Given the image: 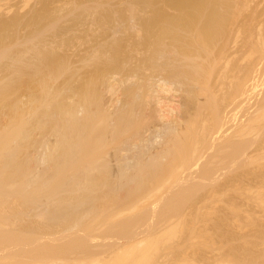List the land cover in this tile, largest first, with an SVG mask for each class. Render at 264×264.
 I'll return each instance as SVG.
<instances>
[{
	"label": "bare ground",
	"instance_id": "obj_1",
	"mask_svg": "<svg viewBox=\"0 0 264 264\" xmlns=\"http://www.w3.org/2000/svg\"><path fill=\"white\" fill-rule=\"evenodd\" d=\"M223 1L224 0H146L145 2H146V4H147V2H149L148 3V8H149V6L152 8V9H150V11H146V12H143V13H140V12H138V11H131L132 9H130V10H128L127 8V10H124L121 14H119V12L118 13H113V10H112V12L110 11V12H108L106 15H103V16H101V14H100V16H101V20L99 19V21H97V22H100V21H102L103 23H105L106 24V26H105V24L103 25L102 23H99V25L100 24H102L101 25V28H102V30H103V32H107V34L109 35L111 32V36H109V37H112L113 38V41H112V44H111V48H109L108 50L106 49V50H102V51H100L99 52V54H97V51H96V56L94 55L92 58H94V60L93 61H95L94 63L95 64H93V65H95V68H94V71L91 73V76H89L88 78H86L85 77V79H86V83L85 82H83V83H85L84 84V87H82V89H81V87L80 86H82V82H78V80L79 81H81L79 78H72V76H69V78L70 79H66V80H63V82H61V84L63 83L64 85H62L61 87H58L57 89H54V87L53 86H51V85H53V84H50L49 83V81L47 80V79H51L50 77H52L55 73H44V74H42V75H40V79H38L39 80V84H40V86H38L39 84H37V88H39V91H36V90H38L37 88H36V90L35 89H33L34 91H30L29 90V92L28 91H26L27 93H22V94H19L18 96H17V98H15V102L14 103H11V104H7L8 102V100H10L12 97L14 98V95L16 96L17 95V93L19 92V90H17L16 91V94H15V90H13L14 91V94H13V91H12V94H10L9 96H8V92L11 90L9 87V91L7 92V89L8 88H6L7 86H9L10 84H8V83H10L11 81H16L17 80V77H20V74L22 73V77L28 72V71H26L25 69H31V68H33V67H35L34 68V70L36 71V69H37V71L36 72H41L42 73V71L44 70V69H46V68H44L43 69V67H48V65L50 64V59L48 60L49 61V63H46V64H44V62H45V60L46 59H43L44 58V56L45 55H42V54H46L47 55V51L49 52V46L50 45H47V43H45L46 44V46L45 45H43V46H45L44 48H46V49H48L46 52H44V48L40 45V43H39V45H37L39 48H40V46H41V48L40 49H44V50H42V52H41V50L39 49V48H37L36 46V48L35 49H38V50H35L34 49V46H33V48L32 47H30V48H32V50L31 49H29V53L30 52H33L34 50V52L32 53L33 55H32V57H31V59H30V61H31V63L30 62H28L27 64L29 65V66H27V68H25V63H26V61H28V60H26L25 61V58H29L30 57V55H31V53H30V55L28 56L27 54H29V53H27V54H25L26 52L24 51V53H23V55H22V58L23 57H25V58H23V60L22 59H20V60H16V62L18 63H21V64H23V65H25L24 66V69L23 70H25L26 71V73H25V71H24V75H23V70H19V71H17L16 70V74H14L13 73V75H11L12 77H14V78H12V80H10L11 78H6V79H4L5 81H3L1 78V80L0 81H3L2 83H0V116H3V117H5V118H3V119H1V117H0V194H1V198H0V209H1V213L2 214H0V227L1 228H3L4 229V231H5V229H6V232H8L7 234L9 235V234H11V235H9V237L11 236H13L14 234L13 233H11L10 232V230L11 229H13L14 227H16L15 225H16V222L18 223V221L19 220H21V221H23V218H24V215H26L25 213L27 212V208H28V206H27V208H26V206L24 207V209L26 210H24L22 207H23V204L21 205V208L23 209L22 210V212L21 211H19V212H17V214H15L14 213V215H16V217H17V219L15 218L14 220H18V221H13V220H7V219H11V217L10 216H12V214L11 213H13V205H14V203L18 200V199H16L14 196V198L12 197V194L13 193H10V191L11 190H13V189H15L16 188V185H17V183H20V184H18L19 186V188H18V190H17V188L14 190L15 192H14V194L16 193L17 194V191H20V193H19V197H20V199H19V201H22L23 199H27L28 198V200L29 201H25L24 203L25 204H27V203H30L31 204V207H29V213L31 214V211H33V210H35V211H37V213L40 215V213H42L43 215H44V211L46 210V209H50V210H52V208H49L48 206H51V204H53V206L55 205H58V206H56V207H59L60 206V208H61V210L59 209H57V211L59 212V214L56 216L55 215V213L53 212V214H54V216L52 215V219L50 218V216H49V218H50V221L49 222H45V227H46V225L48 224V226L46 227V230L48 229V227H49V229H54L52 232H54L55 230L56 231H60V233H63L64 231H66V232H70L71 231V233L73 232V234H74V232H76L74 229H78L77 230V232H79V230H80V233L81 234H85L86 236L85 237H87V238H89L90 237V235L92 236V232H93V234H94V231L93 230H95V229H97L99 226H94V221L92 220V223L90 222V223H82L83 221H84V219L87 217L86 215H89L90 214V212H92L93 211V213H94V210H95V208L97 209V206H99L98 204L101 202H99V201H97L98 199L100 200L101 198H102V200L103 199H108V198H105V197H108L107 195H101L102 197H99L100 195L98 194V196H93L92 195V193L94 192V195H95V193H96V191L97 190H99L98 188L99 187H101L102 186V183H103V181H105L106 179H108V178H106L107 176H105V175H100L101 174V172L102 171H99V176L98 175H96V173L98 174V172H96L95 173V171H98V169L97 168H99V166H98V164H100L103 160L101 159V158H99L100 157V155H101V157L103 156V154H105V152L107 151L108 152V150H106L107 148H109L108 147V143H109V141L110 140H108V138L111 136L112 137V139L111 140H113L114 142H118V141H120L121 142V140H122V142L120 143V142H118L117 144V148L116 149H120L119 148V146L120 147H122L121 149H127V150H125V151H123L122 150V152H123V154H128V153H124V152H126V151H128V149H146L147 147H149L150 146V144H152V141H154L153 143H155L156 144V141H158L157 139L159 138V139H162V136H163V132H165V134H167V136H168V133H169V135H170V138H172V139H170L169 137L167 138L166 137V139L165 140H167L168 142H169V140L168 139H170V140H172V141H170V143L169 144H171V142L172 143H174V142H176V140H174V137H175V139H176V137L177 136H175V134H177V129H178V127H179V122H178V124H177V121H179L180 119H181V116H180V119L178 120L176 117V115H175V117L174 118H176L177 119V121L176 120H172L171 118V121H174V122H171V124H170V122L168 121V118H169V116H174V114L173 113H176V112H180V113H184V114H182V115H185V114H188V115H190L191 113H193L194 112V115H192V116H194V117H190L191 119H193L192 120V122L195 120L197 123H195V121L192 123L191 122V119H189L188 117V120H187V118L185 119V118H182L181 119V121L180 122H182V121H186L185 123H186V125L187 124H189V126L192 124H194L193 126H192V131H193V129L196 127L195 125L197 124V127L195 128L196 129V131L194 130L193 132H195V134H193V132H191V130L189 131V129L191 128V126H190V128L188 129V127H187V129H188V133H190V135H191V133H192V137L193 138H189V140H191V139H194V140H191V141H189V147L188 146H186V143L184 144L183 142H185L184 141V139H182V136L178 133L177 135L178 136H180L181 138H179V141L180 142H178L179 143V145H184L185 146V148H186V150L187 149H189V150H192L193 148V146H195V147H197L198 148V146H200L199 144H201V142L203 141L205 144L204 145H207V146H205L206 147V149H209L208 148V146L209 147H211L210 149H213V147H214V149H216L215 147H218V146H216V144H218L219 146H220V144L219 143H221V145H223L226 141H229L230 140V138L231 137H233L231 140L234 142V140L236 139V138H238L236 135H239V136H241V134L243 135V133L247 136V134H249L248 132H246V131H248L247 129L248 128H250V126L251 125H249L248 126V128H246L245 130L243 129V127L244 126H240V124H237V126L239 125L240 126V128L242 129V130H244V131H241V132H243V133H241L240 132V130L238 129L237 130V127H236V129H235V131H234V124H235V121L237 120V118L239 117V115H240V112H242V108H243V106H244V108H245V105H248L249 103H250V101L252 100V98H254L256 95H257V92H258V88H260V86H262V84H264L263 83V81H264V56L262 57V56H260V58L262 59V60H260L258 57L255 59V60H258L259 59V62L257 63V65H255V63L257 62V61H255V62H253L252 64H254L253 65V68H252V66L250 65V68H252L251 70H252V72L254 71V75H252L253 73H251V71L250 70H248V68H249V63H251V61H252V59L254 60V58H251V57H254V54L256 55L257 53L259 54H261V55H264V49H263V47H261L263 44H261L260 43V41L261 42H263L264 43V38H263V36H264V34L262 33V31H261V33H262V35H258V28H257V30H256V35L257 36H260V39H262V40H260L259 39V37H257V43H259V46L261 47V50L263 51H261V50H259V49H257L259 46L258 45H256L257 46V48H256V46L255 45H253L256 41H254L252 38L254 37L253 35H246V30L248 29H245V27L243 26V22L241 21V19H240V17L242 18V16L241 15H243V17H244V14H246L245 12L246 11H248V5H250V4H248L247 5V1H249V0H247L246 1V6L247 7H245L244 6V3H243V5L241 4V3H239V5L237 4V2H234V4H237V6H241V11H244V10H246L244 13H242L241 15H238V14H240V13H238V12H236V8H238V7H236V5H234L233 3V5L236 7L235 9H233V10H235L234 11V13L235 14H237L236 15V17H238V20L239 21H241V22H239L238 20H237V18L235 17L234 18V16H235V14H234V16H232L231 17V15H233L232 14V10L230 11L231 12V14H230V12H229V14H230V16H229V14H228V12H227V10L226 9H232V7L234 8V6H232V7H228V5H230L231 3L230 2H232L231 0H226L227 2L229 1V3H228V5H227V8H223V5L226 3V2H224V4H223ZM235 1H237V0H235ZM239 1V0H238ZM241 1H243V2H245V0H241ZM145 2H144V4H145ZM122 3V2H121ZM131 3V2H130ZM45 4V3H44ZM106 4V3H105ZM123 4V3H122ZM133 4V3H132ZM231 4V5H232ZM241 4V5H240ZM130 5V4H129ZM226 5V4H225ZM44 6H46V5H44ZM98 6V5H97ZM96 6V7H97ZM131 6V5H130ZM138 6V5H137ZM243 6V7H242ZM62 7V6H61ZM244 7H245V9H244ZM92 8V7H91ZM98 8H100V7H98ZM137 8V7H136ZM145 8V7H144ZM144 8H142V9H144ZM97 9V8H96ZM95 9V10H96ZM111 9V8H110ZM125 9V8H124ZM134 9V8H133ZM138 9V8H137ZM240 8H238L237 10H239ZM242 9H244V10H242ZM95 10L93 11L94 13H95ZM123 10V9H122ZM42 11V10H41ZM45 11V10H44ZM46 11H47V9H46ZM139 11H141L142 12V10H139ZM226 11V12H225ZM240 11V10H239ZM97 12V11H96ZM100 12V11H99ZM101 12H103V10L101 11ZM114 12H116L115 10H114ZM48 13V12H47ZM50 13V12H49ZM53 13H55V12H53ZM98 13V12H97ZM146 13V14H145ZM43 14V13H42ZM46 14V13H45ZM73 14V13H72ZM40 15V14H39ZM95 15V14H94ZM117 16H120V17H117ZM37 17L38 16H35V19H34V21H37ZM103 17V18H102ZM117 17V18H116ZM41 18V17H40ZM236 19L235 21L234 20H231V19ZM253 17H251V21H253V19H252ZM15 19V18H14ZM97 19V20H98ZM244 19V18H243ZM45 21H46V19H44ZM48 20V19H47ZM39 21H41V20H39ZM42 21H43V19H42ZM56 21V20H55ZM250 21V22H251ZM52 22V21H51ZM118 22H119V25H118ZM246 22V23H245ZM245 22H244V25L245 24H247V20H245ZM4 23V22H3ZM113 23L116 25V28H114L113 26H115V25H113ZM253 23V22H252ZM252 23H249V21H248V24H249V26H251L250 24H252ZM258 22H256V23H253V26L255 27V25L254 24H257ZM247 24V25H248ZM20 25V24H19ZM39 25V24H38ZM48 25H50L49 23H48ZM47 25V26H48ZM79 25V24H78ZM118 25V26H117ZM258 25V24H257ZM260 25V24H259ZM14 26V25H13ZM36 26V25H35ZM50 26H52V25H50ZM123 26V27H122ZM248 26V27H249ZM119 27V28H118ZM247 27V26H246ZM254 27H253V29H254ZM44 28V27H43ZM120 28H125V31L122 29H120ZM140 28V29H139ZM251 28V27H250ZM249 28V29H250ZM256 28V27H255ZM260 28V27H259ZM261 28H263V27H261ZM260 28V29H261ZM15 29V28H14ZM39 29H41V28H39ZM248 29V30H249ZM252 29V28H251ZM0 30H1V32H0V36L4 33V32H7L8 31V28L6 29V27L4 26V25H2V26H0ZM42 30V29H41ZM255 30V29H254ZM250 31V32H249ZM248 32L249 33H251L252 31L251 30H249ZM12 32H13V30H12ZM44 32H45V30H44ZM248 32H247V34H248ZM254 33H255V31H253ZM252 32V33H253ZM34 33H38L39 35H40V33L39 32H34ZM260 33V32H259ZM41 34H43L42 32H41ZM101 34H102V36H101ZM124 34H127V35H124ZM100 36L101 37H103V33H100ZM239 37V36H243V40L242 39H240V38H238L239 40H241L240 41V43L242 42V41H244L243 43H241V44H244V45H242V46H244L243 47V49H240V47L238 48V50L240 49L241 51H243L244 50V48H246V46L248 45V44H250V43H248L249 41H250V39H249V37L252 39V41H254V43L252 42V44L251 45H253L252 47H255L254 48V50H251V48L249 49V50H251V52L250 53H252V51H255V49H257L255 52H257V53H252V56H251V54H248V58H250L249 59V62H244L245 60H247L248 61V58L246 57V58H244V59H242V61H234V62H236V63H238L237 65H236V63L234 64V65H231V63H233V60L234 59H230V57L231 58H233V56L235 55V56H237L236 54L238 53V51H237V53L235 52V51H233L232 53H231V49H228V48H232V44L236 41V37ZM247 36H249L248 38H247ZM261 36H262V38H261ZM235 40H234V39ZM27 39H29V38H27ZM56 39V38H55ZM234 40V42H231V41H233ZM237 39V40H238ZM254 39H256V38H254ZM1 40V39H0ZM3 40V39H2ZM30 40V39H29ZM31 40H33V37H32V39ZM249 40V41H248ZM259 40V41H258ZM26 41V40H25ZM28 41V40H27ZM35 41V40H34ZM79 41V40H78ZM2 42V41H1ZM0 42V43H1ZM14 42V41H13ZM79 42H81V41H79ZM4 43H5V40H4ZM15 43V42H14ZM14 43H10V44H14ZM16 43H18V42H16ZM22 43H24V42H22ZM31 43V42H30ZM52 45V50H51V53H52V51L55 49V47H54V49H53V46H55V42L53 43L52 41L50 42ZM63 43V42H62ZM67 43V42H66ZM232 43V44H231ZM237 44L239 43V42H236ZM239 43V44H240ZM248 43V44H247ZM256 43V44H257ZM7 44V43H6ZM21 44V43H20ZM54 44V45H53ZM68 44V43H67ZM237 44H235V45H237ZM261 44V45H260ZM2 45V44H1ZM15 45H17V44H15ZM62 46H63V44H61ZM64 45H65V43H64ZM231 45V46H230ZM250 45V46H251ZM5 46V48L7 49V47L9 46L8 44H7V46L6 45H4ZM11 46V45H10ZM26 46V45H25ZM32 46V45H31ZM50 46V47H51ZM58 46L59 45H57V48H58ZM62 46H60V47H62ZM66 46V45H65ZM230 46V47H229ZM234 46V45H233ZM241 46V45H240ZM2 47V48H1ZM13 47V46H12ZM22 47V46H21ZM64 47V46H63ZM62 47V48H63ZM99 48H101L100 46H98ZM0 48L1 49H3V51H4V48H3V45L2 46H0ZM11 48V47H10ZM14 48V47H13ZM13 48H11V49H13ZM28 48V47H27ZM103 48V47H102ZM248 48H249V46H248ZM248 48H246L247 50H248ZM105 49V48H104ZM234 49V48H233ZM253 49V48H252ZM20 50V49H19ZM62 50V49H61ZM93 50H94V48H93ZM97 50V49H96ZM226 50H228L227 51V54H226ZM0 51H2V50H0ZM7 51V50H6ZM40 51V52H39ZM105 51H107V52H105ZM230 51V53L231 54H228V52ZM258 51H261V52H258ZM20 52H22V51H20ZM44 52V53H43ZM91 52V51H90ZM93 52V51H92ZM91 52V53H92ZM5 53V52H4ZM16 54H17V52H15ZM42 53V54H41ZM56 53V51H53V53L52 54H50V53H48V55L50 54V55H54ZM91 53H90V55H91ZM247 53H249L248 51H247ZM2 56H4V54H3V52L2 53H0ZM14 54V53H13ZM19 54V53H18ZM86 54V53H85ZM88 54V53H87ZM239 54V53H238ZM257 54V55H258ZM0 55V56H1ZM9 55H11V54H9ZM21 55V54H20ZM19 55V56H20ZM47 55V56H48ZM232 55V56H231ZM256 55V56H257ZM47 56H45V58L47 57ZM54 56H56V55H54ZM86 56V55H85ZM249 56H251V57H249ZM10 57V56H9ZM12 57V56H11ZM21 57V56H20ZM49 58L51 57V63H53V64H51L54 68H55V70H53V72L55 71V72H57V75L58 76H55V77H59L60 75L59 74H62V72L65 70V71H69V69H70V66H72V65H69L67 62H66V59L64 60H62V61H65L68 65H65L64 64V62H63V64H61V62L59 61V57H57V59H56V57H55V59L57 60V61H53V59L54 58H52V56H48ZM65 57H67V56H65ZM65 57H60V58H65ZM89 58V59H92V58ZM100 57V58H99ZM96 58V59H95ZM239 58V57H238ZM5 59L6 60H8V58H6L5 57ZM11 59V58H10ZM15 59L16 58H14V61H15ZM18 59V58H17ZM88 59V61H90ZM13 60V59H12ZM237 60V59H236ZM251 60V61H250ZM0 61H1V57H0ZM13 61V62H14ZM23 61H25L24 63H23ZM84 61V60H83ZM16 62H14V63H16ZM47 62V61H46ZM90 62H92V61H90ZM13 63V64H14ZM16 63V64H17ZM19 63H18V65H19ZM86 63H87V61H86ZM93 63V62H92ZM240 63V64H239ZM8 64V63H7ZM10 64V65H9ZM9 64L8 65H6V67H9V68H11V67H15L16 66V64L15 65H13V66H11V63L9 62ZM21 64H20V66H21ZM48 64V65H47ZM89 64V63H88ZM22 65V66H23ZM31 65H33V66H31ZM47 65V66H46ZM65 65V66H64ZM82 65V64H81ZM86 65V64H85ZM11 66V67H10ZM20 66H18L19 68H20ZM62 66H64V68L65 69H63L62 68ZM256 66V67H255ZM5 67V68H6ZM13 67V68H14ZM31 67V68H30ZM67 67H69L68 68V70H67ZM85 67V66H84ZM231 67H233L234 68V70H233V72H235L236 73V71L239 73V74H241V73H244L245 75V77L244 76H242V77H244V81H242L243 80V78L241 79V75H239L238 73V75L236 76V77H240L239 79H241V80H239V82H237V83H235L233 80H234V77L233 76H231L230 74V72H232L231 70H232V68ZM13 68H11L12 69V71L13 72H15V69L13 70ZM19 68H17V69H19ZM22 68V67H21ZM58 68H62L61 69V71H60V69H58ZM74 68H76V67H74ZM91 68V67H90ZM187 68L189 69V71L190 72H187L186 73V71H187ZM255 68V69H254ZM11 69H7V72L9 73V70H11ZM40 69H41V71H40ZM53 69V68H52ZM80 69H81V67H80ZM185 69H186V71H185ZM238 69V70H237ZM254 69V70H253ZM34 70H32V72L34 71ZM79 70V69H78ZM256 70V71H255ZM12 71H11V73H12ZM30 71V70H29ZM34 71V73H36ZM49 71V70H48ZM76 71V70H75ZM247 71H249V72H247ZM4 72V71H3ZM6 72V71H5ZM51 72H52V70H51ZM58 72H60L59 74H58ZM73 72V71H72ZM78 72V71H77ZM81 72V71H80ZM91 72V71H90ZM232 72V74H235V73H233ZM241 72V73H240ZM11 73H9V75L11 74ZM29 73V72H28ZM31 73V72H30ZM37 73V74H38ZM65 73V72H64ZM67 73V72H66ZM74 73V72H73ZM248 73H251L250 75H252V77L250 76V77H248ZM5 74V73H4ZM19 74V75H18ZM36 74V75H37ZM75 74H77V73H75ZM84 74V73H83ZM83 74H81V75H83ZM187 74V75H186ZM246 74H247V76H246ZM30 75V74H29ZM62 75H64V74H62ZM81 75H79V77L81 76ZM86 75V74H85ZM184 75H186V77H190V76H194V80L192 81V83L190 82V81H188V82H190L191 84H189V83H187L188 85H190V86H188V85H184V84H186V83H182V76H184ZM243 75V74H242ZM7 76H8V74H7ZM6 75H5V77H7ZM17 76V77H16ZM33 76V75H32ZM34 76H35V74H34ZM33 76V77H34ZM74 76V75H73ZM75 76H77V75H75ZM4 77V78H5ZM15 77H16V79H15ZM32 77V78H33ZM55 77H53V79H57V78H55ZM61 77V76H60ZM63 77V76H62ZM185 77V78H186ZM235 77V78H236ZM248 77V78H247ZM21 78V77H20ZM36 78V77H35ZM72 78V79H71ZM188 79V78H187ZM7 80L9 81L8 83H7ZM41 80V81H40ZM35 81V80H34ZM55 81V80H54ZM84 81V80H83ZM50 82H52V79H51V81ZM184 82V81H183ZM231 82H233L235 85H233V84H231ZM242 82V83H241ZM8 85H7V84ZM12 83V82H11ZM31 83V82H30ZM38 83V82H37ZM53 83V82H52ZM80 85V83H81V85L79 86L78 84ZM198 83H200V84H198ZM243 84V86L242 85H240L241 87H240V89H239V86H238V88L237 89H239V90H237V92L238 91H240V92H235L236 91V89H235V91H234V88L237 86V85H239V84ZM19 84V83H18ZM50 84V85H49ZM55 84H56V82H55ZM54 84V85H55ZM168 84H169V86H168ZM170 84H172L173 86H172V90H170V88H171V86H170ZM174 84H176L175 86H182V85H184V86H188L189 88H187L186 87V89L184 88V90H182V87L181 88H176V90L177 91H173V87H174ZM196 84H198V86L196 85ZM207 84V85H206ZM237 84V85H236ZM12 85V84H11ZM14 85V84H13ZM36 85V84H35ZM35 85H33L34 87H35ZM79 86V89H77L76 88V86ZM201 85V86H200ZM233 85V86H235L234 88H233V91L235 92V93H237V94H234V92L231 90V92L236 96V95H239L238 97H236L235 98V100L234 101H236V99L238 98L239 99V97H240V95H241V99L238 101L239 102V104L237 105L236 103H234V101H232V99H230L232 96L233 97H235L234 95H229V97H227V99H228V101H230L231 100V103H227L226 102V104H230V105H228L227 107H226V109H225V111H226V114H227V117L228 116H230L231 117V120H228L227 119V121L224 123V120L223 119H226V118H223L224 117V111H222L223 112V117L222 116H220L221 114H220V111L221 110H219V111H215V110H217V109H219L220 107H218L220 104H224V99L225 98H221L223 101H222V103H221V101L219 100V105H218V103H217V101H214L213 102V100H217L218 99V96L217 95H221L222 93H223V95H221V97L222 96H225L226 97V93H229V91L230 90H228V91H226L227 89H229V87L231 88V86ZM26 86V85H25ZM24 86V87H25ZM27 86H29V85H27ZM58 86V85H57ZM56 86V87H57ZM77 86V87H78ZM177 86V87H178ZM179 86V87H180ZM194 86H196L197 88H200V87H204V88H202L201 90H203V91H201L200 90V92L199 91H195L193 88H195ZM200 86V87H199ZM22 87V86H21ZM24 87H23V89H24ZM102 87V88H101ZM169 87V92H171L172 91V93H168V90H167V93H165L164 94V91L166 92V90H164V89H166V88H168ZM245 87L247 88L246 90H244L243 91V93H241L242 92V89H245ZM104 88H106V90H105V92L106 91H108V93H110L109 95H108V97H107V94L104 92ZM21 89V88H20ZM28 89H30V88H28ZM108 89V90H107ZM178 89H180L179 91H178ZM206 89V90H205ZM22 90V89H21ZM32 90V89H31ZM99 90V91H98ZM162 90H164V91H162ZM182 90V91H181ZM262 90V89H261ZM25 91V90H24ZM110 91V92H109ZM99 92V93H98ZM104 92V93H103ZM162 93L161 94V96H160V94H158V93ZM222 92V93H221ZM101 93V95H103V94H106L105 96L106 97H104L103 96V98H106V102H102L101 103V101H103V100H100V99H103V98H100V97H102V96H100L99 94ZM221 93V94H220ZM231 93V94H232ZM241 93V94H240ZM164 94V96H162ZM166 94H167V96H166ZM13 95V96H12ZM11 96V97H10ZM98 96H100V97H98ZM199 96H201V98H202V96L203 97H206L207 98V100H208V98L210 97V98H212V96H213V99H211L212 100V102H213V105L212 106H214V104H215V102H216V104H215V107H213L212 109H211V107L209 108V106H207L208 105V103H206L205 105H206V109L205 110H207L206 112H208V109L207 108H209V109H211L212 111H215V112H210V110H209V112H208V114L209 113H211V114H209L210 116L212 115V114H215V117L216 118H214L213 116H212V120H214V128H215V130L214 131H211L210 133L208 132V126H206V124L208 123V121L211 123V119H210V117L208 116V114L204 111H201V109L203 108L204 109V104L202 105L201 103H200V101H202V100H199L198 101V99H199ZM215 96H217V97H215ZM231 96V97H230ZM214 97H215V99H214ZM232 97V98H233ZM8 98H10V99H8ZM27 98V99H26ZM99 98V99H98ZM259 98V97H258ZM220 99V98H219ZM256 99H257V96H256ZM262 99H264L263 97H262ZM261 99V100H262ZM105 100V99H104ZM210 100V101H211ZM226 100V99H225ZM254 100V99H253ZM258 100V99H257ZM212 102H210V104H212ZM233 102V103H232ZM237 102V103H238ZM264 102V101H263ZM99 103V104H98ZM202 105L203 107H201L200 105ZM203 103H205L204 101H203ZM252 103H253V101H252ZM258 103H259V101H258ZM262 103V102H261ZM209 104V105H210ZM124 106V108H126L127 106H129L128 107V109H126V110H124L123 109V106ZM218 105V106H217ZM250 105H252L251 103H250ZM254 105V104H253ZM253 105H252V107H253ZM255 105H257V104H255ZM254 105V106H255ZM122 106V107H121ZM199 107V109H198V107ZM221 106V105H220ZM120 107H121V109H123V110H120L119 112H121V111H123L124 112V114L126 115H128V113H132V115L131 114H129L128 116H129V118H131L130 120H129V118H127V116H126V119L128 120H126V124H128V125H125V127L126 128H128V130L130 129V127L134 130L133 132H132V129H130L129 131V133H126L128 130L127 129H125L126 131H123V132H121V130H122V125H124L125 123H124V121H125V117H123V116H125L124 114H123V116H122V114H121V118H124V119H120V117H118V113H117V111H118V109H120ZM151 107V108H150ZM248 108H249V106H247ZM251 107V106H250ZM259 107H261V106H259ZM258 107V108H259ZM263 107H264V105H263ZM150 108V109H149ZM215 108V109H214ZM224 108L225 107H223V110H224ZM255 108H257V107H255ZM255 108L253 109V110H255ZM257 108V109H258ZM7 109H8V112H7ZM154 111H153V110ZM221 109V108H220ZM246 109V108H245ZM262 109V108H261ZM9 110H10V112H9ZM115 110H116V113H115ZM147 111V113L148 114H150L151 115V113H150V111L149 110H151V111H153V112H156L158 115H156V113L153 115V116H158L157 118H158V120H159V124L158 125H156L157 124V121L154 119L155 117H153L152 115V117L151 116H149L147 113H146V111ZM198 112V114L196 115V111ZM247 110V109H246ZM144 111H145V113H144ZM193 111V112H192ZM245 111V110H244ZM250 111H251V108H250ZM264 111V110H263ZM122 112V113H123ZM152 112V113H153ZM201 114H200V113ZM219 112V113H218ZM221 112V113H222ZM8 113H9V117H7V115H8ZM83 113V114H82ZM146 114L148 117H151V118H153L154 119V121H156V124H155V122L154 121H152L153 119H151V122L153 123L154 122V124L156 125V126H154V127H150L149 128V126L151 125V124H149V123H147V127L149 128V129H146L144 132L142 131L143 129H139V130H141L143 133H141V131H136L135 132V130H136V127H135V125H136V123H135V125H134V128H133V124H134V121L132 122V119H136V118H139L138 116L141 114V115H143V114ZM216 113H217V115H216ZM245 113V112H244ZM249 113V112H248ZM251 113V112H250ZM259 113H261V110L259 111ZM264 112H262V114H263ZM116 114V115H115ZM170 114H172V115H170ZM201 115V117L202 116H204L205 118H204V121H203V123L205 124H202V126H201V123H202V120H201V123H199V121H197V118L195 117V116H197L198 118H201L200 117V115ZM203 114V115H202ZM207 114V115H206ZM247 114V113H246ZM246 114H244V115H246ZM253 114V113H252ZM251 114V115H252ZM115 115V116H114ZM145 115V116H146ZM167 115H169L167 118H166V116ZM256 115H258V112H257V114ZM256 115L254 114V118L256 117ZM261 115V114H260ZM120 119V120H118L117 119V117ZM187 116V115H186ZM209 118H208V117ZM114 117H116V118H114ZM148 117H147V119H148ZM178 117H179V115H178ZM183 117V116H182ZM219 117H222L221 119H219ZM242 117H244V116H242ZM252 116H251V118L252 119H254ZM259 118H260V116H258ZM257 117V118H258ZM261 117H263V119H264V114L261 116ZM141 118L142 117H140V119L139 120H141ZM156 118V119H157ZM194 118H196V119H194ZM218 118V119H217ZM250 117H249V119L248 120H250L251 119ZM5 119V120H4ZM118 121H117V120ZM144 119H145V117H144ZM149 119V120H150ZM169 119V120H170ZM203 119V118H202ZM209 119V120H208ZM215 119H217V120H219V121H223V122H220V123H224V124H217V123H219V121H216ZM123 120V121H122ZM247 120V121H248ZM258 120H260V119H258ZM144 121V120H143ZM142 121V122H143ZM175 121H176V124L178 125V127H177V129H175L174 130V128H175V126L173 127L172 126V123H174L175 124ZM190 121V122H189ZM239 122H240V120H238ZM238 121H236V123L238 122ZM255 121V120H254ZM254 121L252 122V124L254 123ZM257 121V120H256ZM263 121V120H262ZM118 122H123V124H121V125H117V123ZM139 122V121H138ZM146 122V121H145ZM189 122V123H188ZM213 122V121H212ZM217 122V123H216ZM243 122V121H242ZM245 122H246V120H245ZM249 122H251V121H249ZM199 123V124H198ZM258 122H255V124H257ZM139 124V123H138ZM182 124V123H181ZM244 124V123H243ZM242 124V125H243ZM249 124H251V123H249ZM198 125H200V126H198ZM216 125H217V127H219V125H221L218 129L216 128ZM246 125H248V123H246ZM246 125H245V127H246ZM258 125L259 124H257L256 126L258 127ZM119 126H121L120 128H119ZM129 126V127H128ZM210 127H212V125L210 124L209 125ZM255 126V127H256ZM139 127V126H138ZM147 127H145V128H147ZM173 127V128H172ZM244 127V128H245ZM253 127V126H252ZM255 127H253V128H255ZM199 128H200V130H199ZM252 128V129H253ZM96 129H98L97 131H96ZM116 129V130H115ZM123 129H124V126H123ZM212 130H213V128H211ZM108 130V131H107ZM198 130H199V132H201V133H199L198 132ZM255 130V129H254ZM254 130L252 131V132H254ZM257 130V129H256ZM255 130V131H256ZM171 131H173V132H171ZM187 131V130H186ZM249 131H250V129H249ZM97 132V133H96ZM106 132V133H105ZM167 132V133H166ZM175 132V133H174ZM179 132V131H178ZM185 132V131H184ZM184 132H183V135H186V134H184ZM199 134H198V133ZM240 132V133H239ZM247 134H246V133ZM108 133V134H107ZM174 134V136H173V134ZM186 133V132H185ZM235 133H237V134H235ZM239 133V134H238ZM251 133V132H250ZM41 134V135H40ZM107 134V135H106ZM162 134V136H159L158 137V135H161ZM164 134V136L163 137H165L166 135ZM201 134V135H200ZM207 134V135H206ZM109 135V136H108ZM193 135H195L196 137H194ZM251 135V134H250ZM157 136V137H156ZM187 136V140H188V134L186 135ZM190 137V136H189ZM235 137V138H234ZM242 137H244V136H242ZM93 140H92V139ZM120 139V140H118V139ZM157 138V139H156ZM185 138V137H184ZM240 138V137H239ZM247 138H249V136L247 137ZM183 141H182V140ZM234 139V140H233ZM116 140V141H115ZM156 140V141H155ZM174 140V141H173ZM112 141V142H113ZM162 141V140H161ZM160 141V142H161ZM167 141H165L164 143L167 145ZM178 141V140H177ZM194 141V142H193ZM239 141H241V140H239ZM244 141V140H243ZM249 141V140H248ZM247 141V142H248ZM163 142V141H162ZM188 142V141H187ZM199 142V143H198ZM207 142V143H206ZM210 142V143H209ZM244 142H246V141H244ZM120 143V144H119ZM177 143V142H176ZM175 143V144H176ZM195 143V145H193V144ZM198 143V144H197ZM208 143H209V145H208ZM230 143V142H229ZM228 143V144H229ZM113 144V143H112ZM154 144V145H155ZM172 145V147H170V148H176L177 146L176 145ZM197 144V145H196ZM227 144V145H228ZM246 144V143H245ZM178 145V146H179ZM192 147H191V146ZM240 144L238 143V146H239ZM37 146V150L38 151H40V149H42L43 150V152L41 153V152H38V153H36L35 151V147ZM113 146V145H112ZM111 146V147H112ZM161 146V145H160ZM173 146H176V147H173ZM184 146H179V147H181V148H179V147H177L178 149H179V152H180V150H182V148L184 149ZM202 146H203V144H202ZM229 147V146H228ZM231 147H232V149H233V145H231ZM251 147V146H250ZM250 147H248V149L250 148ZM169 149L170 150V148L169 147H165V149ZM176 148V151H178V149ZM197 148H195L194 149V151H196L197 150ZM227 147H225V149H226ZM239 148H240V146H239ZM89 149H91V151H95V153L96 152H98V151H100V150H106L104 153H99L98 155H99V157L97 156V159H95V157H94V159H92V155L93 154H91V156H88V155H90L89 153H93V152H91ZM94 149V150H93ZM113 150H115V148H112ZM111 149V150H112ZM155 149H156V147H155ZM160 149V148H159ZM157 150V151H159L160 152V150ZM164 148H163V150H165ZM199 149V148H198ZM201 149H205L204 148V146H203V148L201 147ZM218 149V148H217ZM228 149V148H227ZM231 149V148H230ZM41 150V151H42ZM148 150V149H147ZM146 150V151H147ZM185 150V149H184ZM189 150H187L188 152H186V153H188V154H185L184 153V156H183V153L181 152L180 154H179V152H176V155H177V153L179 154V155H181V157L180 156H178V158H177V156L175 157L176 159H177V162L178 163H181L180 161H182V165L183 166H181V167H183L181 170H183V172H180L179 170H177L178 168L180 169V167H178L179 166V164H177L176 165V163H174V164H172V166L173 165H176V166H174V168H177V169H175V170H173L172 168V166H170V171H171V169H172V172L174 171V173H175V179H178V180H176V181H178L179 182V180L181 179V177L183 176V177H185V172L187 171V169H185L186 167L188 168L190 165L191 166H193V165H198V158H197V155L198 154H196L197 152H191V151H189ZM229 150V149H228ZM86 151H87V153H88V151H90L88 154L86 153ZM110 151V150H109ZM116 151V150H115ZM130 151V150H129ZM140 151V150H139ZM143 151V150H142ZM168 150H166V152H167ZM183 151V150H182ZM221 151V150H220ZM234 151V150H233ZM245 151V150H244ZM118 152V151H117ZM119 152H120V150H119ZM133 152V151H132ZM135 152V151H134ZM144 152H145V150H144ZM155 152V151H154ZM175 152V151H174ZM229 153H230V151H228ZM39 153H41V154H39ZM85 153L87 154V156L90 158V159H92L91 161H93V162H88V164H84L83 166H82V168L80 169V168H78L79 170V172H78V174L76 173L77 172V170L75 171V173L73 172V174H69V175H78V176H76V178L72 181V177L70 176V177H68V179H71L70 181H72L73 183L71 184V182H70V184H71V186H67V185H64V184H66L65 182H63L62 184L61 183H59L60 185H58V186H56L57 184H54V186H56V187H54L53 185H51V183H52V180L54 181H56L57 183H58V181H62V179H63V177L64 176H62L61 175V173H64L66 170H67V168H69L70 167V164L72 163V164H74V160H76V158L78 159V157L80 158V156H81V158H82V156L83 157H85ZM139 153V152H138ZM189 153H195V154H193V156H189ZM228 153V154H229ZM234 153V152H233ZM236 153V152H235ZM241 153H242V151H241ZM107 154V153H106ZM108 154H110L109 152H108ZM117 153H115V156L117 157V155H116ZM135 154H137V153H135ZM135 154H132L131 153V157H129V156H124L123 155V158L122 157H120V159H122V163H121V170H122V172H123V175L125 174V173H127V171H128V167L129 168H131L132 167V165H133V163H134V156H135ZM140 154V153H139ZM143 154V153H142ZM142 154H140V155H142ZM145 154H146V152H145ZM149 153H147V155H148ZM154 154V153H153ZM157 154V153H156ZM159 154H161V152L159 153ZM169 154V153H168ZM173 155H175L174 153H172ZM245 154V153H244ZM95 155H97V153L95 154ZM120 155V154H119ZM132 155H133V157H132ZM155 155V154H154ZM163 155V154H162ZM170 155V154H169ZM172 155V156H173ZM188 155V157L190 158V160L191 161H193L192 163H193V165H192V163H191V161H190V163L191 164H189V166L187 165L186 167L184 166V165H186V164H188L189 163V161H188V163L186 162V164H184V160H183V158L184 157H186ZM238 155H240V153L238 154ZM142 156H144V155H142ZM161 156V155H160ZM164 156H165V154H164ZM166 156H167V153H166ZM171 156V157H172ZM196 156V157H195ZM241 156V155H240ZM88 157H86L85 159H88ZM110 157V155L108 156V158ZM115 157V158H116ZM136 158H139V156L137 157V156H135ZM148 157H149V155H148ZM155 157H157V156H155ZM159 157V156H158ZM161 157H163V156H161ZM169 157V156H168ZM174 157V156H173ZM173 157L171 158V159H173ZM195 159L196 158V161H194L193 160V158ZM238 157V156H237ZM244 157V156H243ZM80 158V159H81ZM118 158V157H117ZM144 158V157H143ZM179 158H182L181 160L179 159ZM83 160H85L84 158H82ZM81 159V160H82ZM111 159V158H110ZM155 159H159V158H155ZM163 160L165 159L164 157L162 158ZM166 159H167V157H166ZM170 159V158H169ZM179 159V160H178ZM89 160V159H88ZM107 160V159H106ZM106 160H105V162H106ZM115 160H117V159H115ZM138 162H140V159H135V162L137 163V161ZM146 160V159H145ZM144 159L142 160V161H145ZM149 160H150V158H149ZM159 160H161V159H159ZM168 160V159H167ZM241 160V159H240ZM244 160H245V158H244ZM80 161V160H79ZM108 161V160H107ZM111 161V160H110ZM164 161H166V160H164ZM164 161H161V166L163 165L164 166V164H166L167 162H165L164 163ZM186 161V160H185ZM84 162V161H83ZM104 162V161H103ZM103 162L101 163V164H103ZM146 162V161H145ZM173 162H175L174 160H173ZM196 162V163H195ZM84 163H86V161L84 162ZM114 163V162H113ZM112 163V164H113ZM120 163V162H119ZM136 163H134V165H136ZM162 163H164V164H162ZM168 163L170 164V162H169V160H168ZM167 163V164H168ZM71 164V165H72ZM152 164H154V163H152ZM39 165V167H37ZM86 165V166H85ZM137 165H138V163H137ZM142 165V164H141ZM156 165V164H155ZM154 165V166H155ZM107 166V165H106ZM105 166V167H106ZM113 166V165H112ZM118 166V165H117ZM131 166V167H130ZM144 166H145V164H144ZM146 166H147V164H146ZM168 166V165H167ZM190 166V167H191ZM103 167H104V165H103ZM136 167H139V166H136ZM142 167V166H141ZM148 167H150V165L148 166ZM157 167V166H156ZM166 167V166H165ZM172 167V168H171ZM185 167V168H184ZM71 168H72V166H71ZM101 168V167H100ZM99 168V169H100ZM133 168V167H132ZM144 168V167H143ZM150 168H152V166L150 167ZM158 168V167H157ZM160 168V167H159ZM158 168V169H159ZM164 168V167H163ZM167 168V167H166ZM169 168V167H168ZM73 169V170H72ZM71 169V171H74L75 169L74 168H72ZM77 169V168H76ZM117 169V168H116ZM134 169V168H133ZM136 169V168H135ZM139 169H140V167H139ZM148 169V168H147ZM189 169V168H188ZM103 170V169H102ZM118 170V169H117ZM130 170H132V169H130ZM129 170V171H130ZM138 170V169H137ZM160 170V169H159ZM169 170V169H168ZM184 170H186L185 172H184ZM23 172L24 171V175L20 178V176L18 177V179H16L15 177L17 176V174L19 175V173L21 174V172ZM107 171V170H106ZM119 171V170H118ZM134 171H136V170H134ZM144 171V170H143ZM149 171H151V169L149 170ZM161 171V170H160ZM169 171V172H170ZM175 171H177V172H175ZM180 173H179V172ZM66 172H68V170L66 171ZM103 172H104V170H103ZM121 172V171H120ZM141 172V171H140ZM139 172V173H140ZM152 172V171H151ZM154 172H155V170H154ZM158 172V171H157ZM170 173V176L172 177L173 176V173ZM68 173H71L70 171L68 172ZM108 173H109V171H108ZM111 173V172H110ZM116 173V172H115ZM138 173V174H139ZM168 173V171L166 172V170H165V174H167ZM183 173V174H182ZM23 174V173H22ZM21 174V175H22ZM66 174V176H67V173H65ZM65 174H63V175H65ZM106 174V173H105ZM129 174H132V173H130L129 172ZM137 174V175H138ZM141 174V173H140ZM149 174H151L150 172H149ZM152 174H154L153 172H152ZM157 174V173H156ZM177 174V175H176ZM182 174V176H180ZM59 175H61V177H62V179H61V177L59 176ZM106 175H108V174H106ZM126 175V174H125ZM133 175L134 174H132V178H133ZM143 175H144V173H143ZM96 176V177H95ZM115 176V175H114ZM119 176V175H118ZM149 176V175H148ZM152 176V175H151ZM150 176V177H151ZM156 176H158V174L157 175H155L154 177H156ZM167 176H169V173H168V175ZM166 175L164 176V174H162L161 176H160V178H162V177H165V179H166V177H167ZM123 177V176H122ZM127 177V176H126ZM128 177H129V175H128ZM147 177V176H146ZM22 178H24V180L21 182H16V180H20V179H22ZM67 178V177H66ZM111 178V177H110ZM109 178V179H110ZM117 178V177H116ZM119 178V177H118ZM121 178V177H120ZM119 178V179H120ZM159 177L157 178L156 177V180H159L160 179ZM12 179H14V180H12ZM98 179V180H97ZM108 179V180H109ZM118 179V180H119ZM128 179V178H127ZM135 179V178H134ZM139 179V178H138ZM143 179H145V178H143ZM147 179H149V178H147ZM146 179V180H147ZM169 178L167 177V181H173V177L171 178V179H169ZM58 180V181H57ZM66 180V179H65ZM136 180V179H135ZM135 180L133 181V182H135ZM64 181V180H63ZM112 181H115V180H113L112 179ZM111 181V184L113 183ZM117 181V180H116ZM116 181H115V184H116ZM122 181V180H121ZM129 181H130V179H129ZM141 181V177H140V180L138 181V182H140ZM152 181H153V177H152ZM169 181V184H171L170 185V187L172 186L173 187V185L172 184H174V183H171ZM176 181L174 180L173 182H175V185H176ZM55 182V183H56ZM102 182V183H101ZM125 182H127L126 181V179H125ZM125 182H124V184H125ZM137 182V181H136ZM142 182H143V180H142ZM147 183L149 182V181H146ZM151 182V181H150ZM156 182V184L159 186V183H157L158 181H155ZM160 182V181H159ZM54 183V182H53ZM68 183V182H67ZM110 183V182H109ZM118 183H119V185H121L120 184V181H118ZM117 183V184H118ZM131 184H133L132 182H130ZM161 183H162V185H164V183L161 181ZM69 184V185H70ZM114 184V185H115ZM138 184V183H137ZM144 185H145V183H143ZM149 184V183H148ZM167 184H168V182H167ZM168 184V185H169ZM178 184V183H177ZM20 185H22V186H20ZM51 185V186H50ZM101 185V186H100ZM104 185H106L105 183H104ZM103 185V186H104ZM136 185V184H135ZM140 185V184H139ZM147 185V184H146ZM150 185V184H149ZM152 185V184H151ZM155 186V188H153V189H158V188H156V187H158V186ZM52 186H53V188H52ZM67 186V187H66ZM109 186V185H108ZM111 186V185H110ZM109 186V187H110ZM124 186V185H123ZM127 186V185H126ZM6 187V188H5ZM105 187V186H104ZM103 187V188H104ZM130 187H132V185L130 186ZM141 187V185L139 186V188ZM142 187H144V186H142ZM146 187V186H145ZM144 187V188H145ZM148 187H151V186H148ZM152 187H153V185H152ZM161 187V185L159 186V188ZM71 188V189H70ZM102 188V187H101ZM102 188V189H103ZM119 188V187H118ZM117 188V189H118ZM168 188V187H167ZM32 189V190H31ZM66 189H70V190H67V192H70V195H71V193L72 194H74V196L75 195H77V196H75L76 197V204H75V202L74 201H71L70 202V200H72V199H70L69 197L70 196H67V195H65V196H63L64 195V193H65V191H66ZM101 189V190H102ZM150 189V188H149ZM152 189V190H153ZM4 190H8L9 191V194L7 195V197L4 199V198H2V195H4ZM31 190V191H30ZM107 190H109V188H107ZM120 190V189H119ZM144 190H146V189H144ZM152 190H150L149 191V193H153V192H151ZM155 190H154V192H155ZM162 190H165V188H163ZM161 190V191H162ZM100 191V190H99ZM104 191V190H103ZM106 191V190H105ZM128 191V190H127ZM160 191V193L158 194V192L159 191H157V192H155V195H156V193L158 194V195H156V197H155V199L157 200L160 196L162 197V194L165 192V191H163V192H161ZM7 192V191H6ZM12 192V191H11ZM62 192H64V193H62ZM101 192V191H100ZM126 192V191H125ZM135 192H137V191H135ZM134 192V193H135ZM146 192H148L147 190L145 191V193ZM8 193V192H7ZM27 193H28V195H27ZM120 193V192H119ZM122 193H123V191H122ZM126 193H128V192H126ZM137 193H139V192H137ZM143 193V192H142ZM162 193V194H161ZM178 193V192H177ZM10 194H11V196H10ZM23 195V194H26V196H24L25 198H23V196H22V198H21V195ZM106 194V193H105ZM116 194V193H115ZM140 194V193H139ZM138 194V195H139ZM154 194V193H153ZM161 194V195H160ZM5 195V196H6ZM111 195V194H110ZM118 195V194H117ZM122 195V194H121ZM129 195H131L130 194V192H129ZM137 195V194H136ZM137 195V196H138ZM154 195V196H155ZM160 195V196H159ZM164 195V194H163ZM4 196V197H5ZM9 196V197H8ZM16 196V195H15ZM28 196V197H27ZM73 196V195H72ZM73 196V197H74ZM105 196V197H104ZM125 196V195H124ZM147 194L145 195L144 194V197H141L144 201L142 202L141 201V199L138 201V199L136 200V198L134 197V195H133V197H132V199L134 198L135 199V201H134V199L132 200V201H134V203H133V205H129V206H127V204L126 205H124V206H126V207H122V205H121V208H120V206H119V208L117 209V211H115V212H113V211H111V212H113V213H111L109 210H107V215L106 214H104V212L106 211H103V209H102V211H103V213H99V214H96V215H99L100 216V218L102 217L101 215H105L106 217L105 218H107L106 220H107V222L109 221V220H112L113 219V221H115L114 220V218H117V220H123V219H125L124 217H128V215H129V213H130V215L129 216H131V214H133V213H135L136 212V209L135 208H138L139 206H140V203H141V205H144L145 204V202H146V204L148 205H156V202L154 201V198L153 199H150L149 198V200H151L150 202H155V203H150L149 202V200L147 201V199H148V197L149 196H147ZM150 196H152V195H150ZM153 196V197H154ZM10 197H12V198H10ZM73 197H71V198H73ZM75 197L73 198V199H75ZM104 197V198H103ZM127 197V196H126ZM158 197V198H157ZM164 197V196H163ZM111 197L109 196V199H110ZM145 198H147L146 199V201H145ZM167 198V197H166ZM7 199V200H6ZM12 199V200H11ZM14 199H16V200H14ZM22 199V200H21ZM68 199H70L69 201H68ZM115 199H117V197L115 198ZM115 199H113V201L115 200ZM127 199H129V197H127ZM160 199V198H159ZM164 199V198H163ZM162 199V200H163ZM13 200H14V202H13ZM87 200L90 202V205L89 206H86V208H85V206H84V202L86 201L87 202ZM108 201V200H107ZM118 202V199L117 200H115V202ZM160 201V200H159ZM168 201H169V199H168ZM13 202V203H12ZM27 202V203H26ZM88 202V203H89ZM99 202V203H98ZM109 202V201H108ZM112 202V201H111ZM115 202L113 203V204H115ZM127 202H130V201H127ZM148 202V203H147ZM162 202V201H161ZM164 202H166V201H164ZM51 203V204H50ZM158 203V202H157ZM24 204V205H25ZM120 204H123V203H120L119 202V205ZM161 204V203H160ZM165 204V203H164ZM167 204V203H166ZM165 204V205H166ZM6 205V208L4 207ZM20 205V204H19ZM29 205V204H28ZM107 205V204H106ZM110 205V204H109ZM118 204L116 203V206H117ZM139 205V206H138ZM158 205V204H157ZM162 205V204H161ZM165 205H163V207L165 206ZM169 205V204H168ZM18 206V205H17ZM102 206V205H101ZM114 206V205H113ZM138 206V207H137ZM146 206V205H145ZM177 206V205H176ZM3 207H4V209H3ZM16 207V206H15ZM48 207V208H47ZM81 207L83 208L84 207V209L83 210H81ZM103 207V206H102ZM115 207V206H114ZM114 207H112V205H111V210H112V208H114ZM148 207V206H147ZM153 207V206H152ZM166 207H167V205H166ZM181 207V206H180ZM99 208H101V207H99ZM144 208H146V207H144ZM153 208H155V207H153ZM157 208V207H156ZM173 208H175L174 206H173ZM32 209V210H31ZM105 209V208H104ZM115 209V208H114ZM135 209V210H134ZM141 209H142V206H141ZM162 209V208H161ZM2 210H5L6 211V213H5V215H7V212H9V214L8 215H10L9 217H8V215L7 216H5L4 217V211H2ZM20 210V209H19ZM133 210L135 211V212H133ZM138 210V209H137ZM177 209H175V211H176ZM15 211V210H14ZM35 211H33V215L34 214H36L35 213ZM108 211H109V213H108ZM156 211V210H155ZM154 211V212H155ZM96 212V211H95ZM139 212L141 213V211H140V208H139ZM143 212V211H142ZM152 212H153V210H152ZM27 214L26 215V217L29 215L30 216V214ZM46 213V215H50V212H48V211H46L45 212ZM48 213V214H47ZM98 213V212H97ZM137 213V212H136ZM145 213V212H144ZM160 213H161V211H160ZM160 213H158V214H160ZM101 214V215H100ZM157 214V213H156ZM182 214V213H181ZM13 215V216H14ZM96 215H94V216H96ZM136 216H137V214H135ZM141 215V214H140ZM143 215V214H142ZM149 215V214H148ZM23 216V217H22ZM32 216V215H31ZM30 216V217H31ZM35 216V215H34ZM38 216V215H37ZM121 216H122V218H121ZM133 216H134V214H133ZM160 216V215H159ZM179 216H181V215H179ZM2 217H4V218H2ZM36 217V216H35ZM39 217V216H38ZM38 217H36V218H38ZM98 217V216H97ZM143 217V216H142ZM32 218H33V216H32ZM95 217H93V219H94ZM99 217L98 218H96V219H100ZM119 218V219H118ZM132 218V217H131ZM149 218V217H148ZM147 217L145 218V219H148ZM152 218V217H151ZM157 218V217H156ZM164 218V217H163ZM179 218H182V217H179ZM28 219V218H27ZM103 219V218H102ZM127 219H129V218H127ZM133 219H134V217H133ZM138 219V218H137ZM167 219V218H166ZM165 218H164V220H166ZM168 219H170V218H168ZM171 219H173V218H171ZM40 220V219H39ZM38 220V221H39ZM43 220V219H42ZM95 220V219H94ZM141 220V219H140ZM144 220V219H143ZM150 220V219H149ZM9 221V222H8ZM10 221H12L11 222V224H10ZM45 221V220H44ZM46 221H48V219L46 220ZM82 221V222H81ZM86 221V220H85ZM89 221V220H88ZM99 221V220H98ZM97 221V222H98ZM102 221V220H101ZM129 221V220H128ZM134 221V220H133ZM137 221V220H136ZM151 221V220H150ZM156 221H158V218H157V220ZM159 221H160V219H159ZM158 221V222H159ZM15 222V223H14ZM20 222V221H19ZM24 222V221H23ZM37 222V221H36ZM42 222V221H41ZM81 222V223H80ZM97 222H96V224H97ZM154 222V221H153ZM168 222V221H167ZM4 223H5V225H4ZM9 223V224H8ZM44 223V222H43ZM99 223V222H98ZM103 223V222H102ZM101 223V224H102ZM119 223V222H118ZM129 223V222H128ZM133 222H131L130 223V225L132 224ZM144 223H145V221H144ZM156 223V222H155ZM162 223V222H161ZM169 223H170V221H169ZM169 223H167V225L169 224ZM171 223H172V221H171ZM18 224H20V225H18ZM17 224V227H22L23 228V226L26 224V223H24V225H23V223H18ZM31 224H32V222H31ZM34 224H38V226H39V223H34ZM34 224H32V225H29V223H27L26 224V226L28 225V227L27 228H29V232H27V233H32V234H30L31 235V237H32V235H34V238L36 237V230H35V233L33 234V232H34V230L33 229H35L36 227H37V225H36V227L34 226ZM80 224V225H79ZM88 225V226H86V231H85V225L83 226L84 227V229H83V231H81V225ZM100 224V225H101ZM105 224V223H104ZM123 224V223H122ZM121 224V225H122ZM151 224H152V221H151ZM163 224H165V222H163ZM183 224V223H182ZM182 224H181V226H182ZM23 225V226H22ZM44 225V224H43ZM99 225V224H98ZM106 225H107V223H106ZM105 225V226H106ZM114 225V224H113ZM117 225V224H116ZM126 225V224H125ZM136 225H138V224H136ZM148 225H149V223H148ZM174 225H176V223L174 224ZM173 225V226H174ZM184 225V224H183ZM196 224H194V226H195ZM26 226H25V229H27L26 228ZM33 226V227H32ZM110 226V225H109ZM108 226V227H109ZM118 226V225H117ZM133 226V225H132ZM139 226V225H138ZM137 226V227H138ZM142 226V225H141ZM153 226V225H152ZM156 226V225H155ZM154 226V227H155ZM164 226H166V225H164ZM171 226V225H170ZM171 226L170 227V229L171 228H173L172 229V231H170L171 233H168L169 232V230H167L166 228H164V229H166L167 230V232H164V233H160V234H162V235H159V234H157V232H156V234L153 236H151L150 237V234H148L149 235V238L148 237H146L145 238V236H147V234H146V232L145 231H143V232H141V233H145V234H143L142 236L144 237H142L141 235L139 236V237H142V238H138V240H136L135 242H134V240H132L133 242L131 243V241H129L128 242V240H127V243H125V244H128V245H125L124 243H122V244H120V242H118V241H120V240H116V239H112L113 240V246H116V244L118 243V248L117 249H114L113 248V246H110V247H108L107 248V250L106 251H108L109 250V248H112V249H114V250H111V252L110 251H108V252H110L109 254H106L105 255V250H103L104 251V256L103 255H101L100 253L98 254V255H96L98 252H100V250H94V247L95 246H97L96 245V241L98 242V240H99V242H100V240L101 239H99V238H101L102 236L104 237V235H102L101 237H97L98 239H94L93 237H90L91 239H94L93 240V244H94V247H93V244H92V241L91 242H88V244H92L91 246H92V249L95 251V252H93V254H92V252L91 253H88V256H87V254H83V256L84 255H86V256H84L85 257V259L84 260H82V256H81V254H82V250L81 249H79L80 251H76V254H77V252H79V254L77 255V257H75L74 258V256H73V254H75V252H73V250H71V247H70V249L68 248V246H72V244H73V242L72 243H69V245L67 246V248L70 250V251H72V256H73V258L75 259V260H73V258L71 257V258H68V255H67V252H68V249H66V248H64L65 246H66V244H65V246H63L62 244H63V242H64V240H65V237H66V240L65 241H67V238L69 239V236H70V238H72L71 237V235L72 234H67L66 232V236L63 234V236H64V238L62 237V235H60L59 236V234L58 235H53L52 237H50L49 235H42V234H44L43 232H41L42 234H38L39 235V238H38V236H37V238L39 239L38 241H40V239L44 236L45 237V239H46V236H47V239H49V240H47V242H46V246H48V247H44V245H45V239L43 238V240H41V243L40 242H38L37 241V243H40L41 244V247L40 248H42V247H44V248H42L43 250H41V251H39L40 249L39 248H37L38 247V245L36 244V241H34L33 239L34 238H32V239H29L30 238V235H28V234H26V235H23V233H21V232H25L23 229H22V231H21V229L19 228V230L17 229V230H15L16 228H14V230L16 231V233H21L22 235H19L20 237H22V236H24L23 238L26 240V237L28 236V238L27 239H29V242L31 241V240H33L32 241V243L33 242H35V247L34 246H32V244H31V249H37V252L38 253H40V254H42L41 252L43 251V254H46L47 255V253H49V257L51 256V254L52 253H54L52 256H54L55 254H60L61 252H62V256H66L68 259H72V260H68L67 258H63V257H59V259L58 258H55V257H58V255L56 256H54V258L51 256L50 258L48 257L47 258V256L46 255H44L47 259H45L44 257V259L42 258V257H40V259H38L37 257H33L32 258V256H33V254H32V252H34L33 250L31 251V254H32V256L30 255H27L26 253H28V250H27V248L25 247L26 245L28 246V245H30L29 244V242L26 244V241H24L25 243H23L24 245H22L21 243L23 242H20V240L18 241V239H19V237L17 238V235H14V237H12V239H9L8 237L7 238H5V239H7V245L9 244V246H10V244L11 245H13V247H14V243H16V242H20V244L19 245H21V246H23V247H21L22 248V250H24V252L22 251V253H20V252H17L16 253V251H21V249L19 248V247H15V249H14V251L11 249V247H7V249L5 248V246H7V245H5L4 244V246H2V247H0V264H162V263H160V262H157L158 260H156V262H155V259H157V257L158 256H156L160 251H159V249L160 248H163V246L165 245V244H167V243H165V242H169L170 240H171V242H172V238L174 239V237H172V236H174L175 235V237L176 236H178V234L179 233H181L180 232V230L179 229H177V231H178V233H176V228H178V227H176V226ZM32 227V228H31ZM42 227V225L40 224V226L39 227H37V228H41ZM78 227V228H77ZM88 227V228H87ZM101 227V226H100ZM104 227V226H103ZM112 228H114L113 226H111ZM126 227V226H125ZM134 227V226H133ZM137 227H135L136 228V230H137ZM191 227V226H190ZM0 228V229H1ZM9 228V229H8ZM42 228H44V227H42ZM134 228V229H135ZM147 228V227H146ZM145 228V229H146ZM150 228V227H149ZM160 228H162V227H160ZM181 228V227H180ZM189 228V227H188ZM194 228V227H193ZM2 229V230H3ZM31 229H32V231H31ZM39 229H37V231L39 230ZM87 229H91L92 231H87ZM99 229V228H98ZM100 229H102V227L100 228ZM99 229V230H100ZM104 229V228H103ZM102 229V230H103ZM127 229H128V227H127ZM132 229V228H131ZM133 229V230H134ZM144 229V230H145ZM157 229V228H156ZM182 229V228H181ZM42 231H43V229H41ZM46 230H45V232H46ZM116 230V229H115ZM119 230V229H118ZM118 230H116V231H118ZM135 230V231H136ZM139 230V229H138ZM137 230V231H138ZM151 230V229H150ZM155 230V229H154ZM174 230H175V232H174ZM27 231V230H26ZM40 231V230H39ZM51 231V230H50ZM63 231V232H62ZM146 231H147V229H146ZM161 231H164V230H161ZM188 231H190V230H188ZM192 231H193V229H192ZM6 232H5V234H6ZM68 232V233H69ZM76 232V233H77ZM84 232V233H83ZM96 232H98V231H96ZM101 232V231H100ZM107 232V231H106ZM113 232V231H112ZM119 232V231H118ZM147 232H149V231H147ZM151 232V231H150ZM184 232V231H183ZM191 232V231H190ZM0 233H1V231H0ZM3 233V232H2ZM1 233V234H2ZM26 233V232H25ZM38 233H40V232H38ZM49 233V232H48ZM57 233H59V232H57ZM79 233V234H80ZM86 233H88V234H86ZM129 233V232H128ZM140 233V234H141ZM159 233V232H158ZM173 233V234H172ZM175 233V234H174ZM1 234H0V236H1ZM13 234V235H12ZM52 234V233H51ZM106 234V233H105ZM163 234H166L165 236H163ZM170 234V237H168V235ZM187 234V233H186ZM7 235V236H8ZM42 237H41V236ZM75 236H77L76 234H74ZM99 235V234H98ZM123 235V234H122ZM122 235L120 236V237H122ZM132 235V234H131ZM145 235V236H144ZM183 235V234H182ZM54 236L56 237V236H59V237H57L56 239L57 240H59V242H56L57 244H56V247H55V245H54V243H53V245H51V246H53L54 248H56V249H54L55 251H56V253H55V251H52L53 250V248H52V250H51V253H50V251H48V249H51L50 247L51 246H49L48 245V243L50 242V243H52L54 240H56V239H54ZM73 236V235H72ZM75 236H73V237H75ZM81 235H79V236H77V237H75V241H77L78 242V240L77 239H79L78 237H80ZM100 236V235H99ZM112 236V235H111ZM128 236V235H127ZM161 236H163V237H161ZM181 236V235H180ZM5 237V236H4ZM10 237V238H11ZM49 237V238H48ZM84 237V235H83V237L81 236V238L79 239V240H81L82 238H85ZM96 237V236H95ZM119 237V238H120ZM132 237V236H131ZM137 237L138 236H136V238H134V239H137ZM166 237H168L167 239H169V240H166V239H164V238H166ZM3 238V237H2ZM13 238H14V240H17L16 242L14 241V243H13ZM15 238H17V239H15ZM37 238H35V240H37ZM52 238V239H51ZM59 238H61L62 239V241H61V243H60V240L61 239H59ZM106 238H107V236H106ZM110 238V237H109ZM117 238V237H116ZM124 238H126V237H124ZM123 238V239H124ZM130 238V237H129ZM128 238V239H129ZM171 238V239H170ZM9 239V240H8ZM52 241H51V240ZM54 239V240H53ZM90 239V240H91ZM105 239V238H104ZM103 239V240H104ZM111 239H110V241H111ZM131 239V238H130ZM129 239V240H130ZM133 239V238H132ZM176 239V238H175ZM74 239L72 238V241H73ZM83 240V239H82ZM84 240H86V238L84 239ZM105 240H107V239H105ZM104 240V241H105ZM10 241H12V242H10ZM70 241V240H69ZM69 241H67V242H69ZM88 241V240H87ZM102 241V240H101ZM103 241V242H104ZM126 241V240H125ZM194 241V240H193ZM80 242V241H79ZM106 242V241H105ZM112 242V241H111ZM110 242V243H111ZM162 242H163V244H162ZM191 242H192V240H191ZM206 242H208V241H206ZM13 243V244H12ZM43 243H44V245H43ZM49 243V244H50ZM58 243H59V245H58ZM65 243V242H64ZM87 243V242H86ZM160 243V244H159ZM173 243V242H172ZM193 244H195L194 242H192ZM99 244V243H98ZM101 244V243H100ZM112 244H110V245H112ZM121 246H120V245ZM161 244L163 245L162 247H161ZM205 244H207V243H205ZM2 245V244H1ZM16 246H17V244H15ZM34 245V244H33ZM63 247H62V246ZM102 245V244H101ZM104 245H106V244H104ZM126 247H125V246ZM160 245V247H159V249L157 248L158 246ZM171 244H169V246H170ZM208 245H210V244H208ZM40 246V245H39ZM59 246H61V247H59ZM73 246H74V244H73ZM82 246V245H81ZM80 246V247H81ZM87 246V245H86ZM89 246V245H88ZM107 246V245H106ZM123 246V247H122ZM4 247V248H3ZM12 247V248H13ZM30 247H29V249H30ZM103 247V246H102ZM105 247V246H104ZM103 247V248H104ZM171 247V246H170ZM2 248V249H1ZM11 249L13 252L11 253V251L9 250V249ZM20 249V250H16V249ZM23 248H25V249H23ZM60 248H62L63 250H67V252L66 251H60L59 249ZM72 248H74V250H76V249H78V248H76V245H75V247H72ZM76 248V249H75ZM91 248V247H90ZM99 248H101V247H99V246H97V249H99ZM106 248V247H105ZM123 248V249H122ZM165 248V247H164ZM6 249V250H5ZM39 249V250H38ZM44 249H46L47 250V252H44V251H46V250H44ZM83 249V248H82ZM92 249H88V250H91L92 251ZM85 250H86V247H85ZM101 250V252H102V254H103V251ZM158 251V253H156L157 251ZM169 250V249H168ZM5 251H8V253L7 254H5ZM58 251V252H57ZM87 251V250H86ZM156 251V252H155ZM26 252V253H25ZM37 252H35L34 254H36ZM60 252V253H59ZM65 252V254L63 255V253ZM81 252V253H80ZM97 252V253H96ZM107 252V253H108ZM161 252H163V251H161ZM13 253H16L14 256H13ZM23 253H25L24 254V256H28V257H26V259H24V260H27L29 257V260L31 259V262L29 261V260H27V261H23V260H21V259H23ZM29 253H30V250H29ZM28 253V254H29ZM37 253V254H38ZM69 253V252H68ZM156 254V255H154L156 258H153V254ZM167 253V252H166ZM164 254L165 256H167V254ZM11 254H12V256H11ZM17 254H21L20 256H18L19 258L18 259H20V257H21V259L20 260H16L15 258H17V257H15V256H17ZM34 255V256H38V255ZM70 254V255H71ZM89 254L90 255H96V256H98V257H96V256H89ZM169 254V253H168ZM5 255V256H4ZM159 255V254H158ZM161 255V254H160ZM2 256H3V258H2ZM11 256V257H10ZM43 256V255H42ZM79 256H81V257H79ZM164 256V257H165ZM168 256H170V255H168ZM12 257H15L14 259L12 258ZM70 257V256H69ZM83 257V258H84ZM86 257H90V258H88V259H86ZM10 258H11V260H10ZM25 258V257H24ZM35 258H37L38 260H35ZM63 258V259H62ZM78 258H81V261L80 262H78L80 259H78ZM13 259V260H12ZM64 259H66V260H64ZM154 259V260H153ZM158 259H159V257H158ZM162 259V258H161ZM224 259H225V257H224ZM227 259V261H228V258H226ZM3 260V261H2ZM193 260V259H192ZM220 260H223V258H221ZM12 261V262H11ZM13 261H14V263H13ZM33 261V262H32ZM75 261V262H74ZM159 261H161L160 259H159ZM223 261H225V264H226V260H223ZM234 260H232V262H233ZM155 262V263H154ZM193 262H195V261H193ZM191 263V262H190ZM218 263H220V262H218ZM224 263V262H223ZM234 264H236L237 262H233ZM232 263V264H233ZM262 263H264V261L262 262ZM191 264H195V263H191ZM220 264H222V263H220ZM230 264H231V262H230ZM238 264V263H237Z\"/></svg>",
	"mask_w": 264,
	"mask_h": 264
},
{
	"label": "rangeland",
	"instance_id": "obj_2",
	"mask_svg": "<svg viewBox=\"0 0 264 264\" xmlns=\"http://www.w3.org/2000/svg\"><path fill=\"white\" fill-rule=\"evenodd\" d=\"M146 0H0V26H2V25H4L5 27H6V29L8 28V31L7 32H4L1 36H0V46H2L3 45V48H4V51H3V49H1L0 48V50H2V51H0V53H2L3 52V54H4V56H2L1 54V61H0V78L3 80V81H5L4 79H6V78H11L10 80H12V78H14V77H12L11 75H13V73L14 74H16V70L17 71H19L20 69L21 70H23L24 69V66H25V68H27V66H29L27 63L28 62H30L31 63V61H30V59H31V57H32V53L35 51V50H38V49H35L36 47L37 48H39L37 45H39V43H40V45L44 48L45 46H46V44L45 43H47V45H52L50 42L52 41L53 43L55 42L56 44H55V46H53V49H54V47H55V49L53 50V51H56V53L54 54V55H56V56H54V55H50V54H52L53 53V51H52V53H51V50H52V46L50 47L49 46V52L47 51L48 49H46V48H42V49H40L41 48V46H40V50H41V52H42V50H44V52H46L47 51V55H48V53H50L48 56H52V58H54L53 59V61L55 60V61H57L56 59H57V57H59L58 59H59V61L61 62L63 59L65 60L66 58V62L69 64V65H72V66H70V69H69V71H65L66 69V67L64 68V66L65 65H68L65 61H62L61 62V64H63V62H64V66H62V68L63 69H65L63 72L61 71V69L62 68H58V69H60V71L62 72V74H64V75H62V74H59L60 72H58V74L61 76H59V77H55V76H58L57 75V72H53V70H55V68L51 65V64H53V63H51V57L49 58L44 52V54H42V55H45V56H47L46 58H45V56H44V58L43 59H46L45 60V62H44V64H46V63H49V61H50V64L48 65V67H43V69L44 68H46V69H44L43 71H42V73L41 72H36L37 71V69H36V71L34 70V68L35 67H33V68H31V69H25L26 71H28L27 73H26V71L25 70H23V77H22V73L20 74V77H17V80L16 81H11L10 83H8L9 81L7 80V83L8 84H10L9 86H7L6 88H8L7 89V92H8V96L10 95V94H12V91L13 90H15V94H16V91L17 90H19V92L17 93V95L15 96L14 95V98L12 97L11 99L10 98H8V99H10V100H8L7 102V104L9 105V104H11V103H14L16 100H15V98H17V96L19 95V94H22V93H27L26 91H28L29 92V90L30 91H34L33 89H35L36 90V88L38 87V86H40V82H39V80L38 79H40L39 77H40V75H42V74H44V73H55L52 77H50L51 79H52V82H50L51 81V79H47L48 81H49V83L50 84H53V85H51V86H53L54 87V89H57L58 87H61L62 85H64L63 83L61 84V82H63V80H66V79H70L69 78V76H72V78H79L81 81H79L78 80V82H85L86 81V79H85V77L86 78H88L89 76H91V73L94 71V68H95V65H93V64H95L94 62L96 61H93L94 60V58H92L94 55L96 56V51H97V54H99V52L100 51H102V50H108L109 48H111V44H112V41H113V38L112 37H109V36H111V33L108 35L107 34V32L105 31V32H103V30H102V28H101V25L103 24H105V23H103L102 21H100V22H97V21H99V19L101 20V16H103V15H106L108 12H112V10H113V13H118L119 12V14H121L124 10H130V9H132L131 11H138V12H140V13H143V12H146V11H150V9H152L150 6H149V8H148V3L149 2H147V4H146V2H145ZM232 1V0H231ZM246 1L247 0H245V2H243V1H241V0H237V1H235V0H233L232 2H230L231 4L233 3L234 4V2H237V4L239 5V3H241L242 5H243V3H244V6L245 7H247L246 6ZM123 4H122V3ZM131 2V3H130ZM144 2H145V4H144ZM224 2H226L225 4H224ZM248 3H247V5L248 4H250V5H248V11H246V10H244L245 9V7H244V9H242V10H244V11H241V6H237V4H234V5H236V7H238V8H240L239 10H237L238 8H236L233 4L231 5H228V3H229V1L227 2L226 0H224L223 1V8L225 9V8H227V5H228V7H232V6H234V8L232 7V9H226L227 10V12H228V14H229V12L232 10L233 12H232V14L234 13V11L235 10H233V9H235L236 8V12H238V13H240V14H238V15H241L242 13H244L245 11V13L246 14H244V17H243V15H241L242 16V18L240 17V19H241V21L243 22H241V21H239L238 20V17H236V15L237 14H235V16H234V14L233 15H231V17L232 16H234V18L236 17L237 18V20L239 21V22H241L242 24H243V26L245 27V29H249L250 27L252 28H250L249 30H253V31H255V33L253 32H251V33H249L250 31L247 29L246 31L248 32V34H247V32H246V35H253L254 37L252 38L254 41H256L257 40V37H259V39H260V36H257L256 35V30H257V28L259 29L258 30V35H262V33L264 34V0H249V1H247ZM45 3V4H44ZM106 3V4H105ZM133 3V4H132ZM131 6H130V5ZM240 4V5H241ZM44 5H46V6H44ZM98 5V6H97ZM138 5V6H137ZM62 6V7H61ZM97 6V7H96ZM92 7V8H91ZM98 7H100V8H98ZM128 7V8H127ZM138 9H137V8ZM145 7V8H144ZM243 7V6H242ZM97 8V9H96ZM111 8V9H110ZM125 8V9H124ZM127 8V9H126ZM134 8V9H133ZM142 8H144V9H142ZM46 9H47V11H46ZM96 9V10H95ZM123 9V10H122ZM42 10V11H41ZM45 10V11H44ZM95 10V13L93 12ZM103 10V12H101ZM114 10L116 11V12H114ZM139 10H142V12L141 11H139ZM98 13H97V12ZM100 11V12H99ZM48 12V13H47ZM50 12V13H49ZM53 12H55V13H53ZM226 12V11H225ZM242 12V13H241ZM43 13V14H42ZM46 13V14H45ZM73 13V14H72ZM147 13V12H146ZM145 13V14H146ZM40 14V15H39ZM95 14V15H94ZM100 14H101V16H100ZM230 14H231V12H230ZM230 14H229V16H230ZM237 15V16H238ZM35 16H38L37 17V21H34V19H35ZM41 17V18H40ZM100 17V18H99ZM117 17H120V16H117ZM116 17V18H117ZM251 17H253L252 19H253V21H251ZM15 18V19H14ZM99 18V19H98ZM103 18V17H102ZM231 19V20H236V19ZM244 18V19H243ZM42 19H43V21H42ZM44 19H46V21L44 20ZM48 19V20H47ZM98 19V20H97ZM39 20H41V21H39ZM56 20V21H55ZM236 20V21H237ZM245 20H247V24H248V21H249V23H256V22H258L257 24H254L255 25V27L253 26V23L252 24H250L251 26H249V24L247 25V24H245L244 25V22H245ZM52 21V22H51ZM251 21V22H250ZM4 22V23H3ZM48 23L50 24V25H52V26H50V25H48ZM99 23H102V24H100L99 25ZM246 23V22H245ZM20 24V25H19ZM39 24V25H38ZM79 24V25H78ZM116 24V23H115ZM114 23H113V25H115ZM260 24V25H259ZM14 25V26H13ZM36 25V26H35ZM48 25V26H47ZM118 25H119V22H118ZM117 25V26H118ZM105 26H106V24H105ZM247 26V27H246ZM249 26V27H248ZM44 27V28H43ZM114 28H116V25L115 26H113ZM123 27V26H122ZM253 27H254V29H253ZM261 27H263V28H260ZM15 28V29H14ZM39 28H41V29H39ZM119 28V27H118ZM117 29V28H116ZM121 30L123 29L124 31H125V28H120ZM140 29V28H139ZM12 30H13V32H12ZM44 30H45V32H44ZM261 31H262V33H261ZM0 32H1V30H0ZM34 32H39L40 33V35L38 34V33H34ZM41 32L43 33V34H41ZM260 32V33H259ZM100 33H103V37H101L102 36V34H101V36H100ZM124 35H127V34H124ZM249 35V36H250ZM249 36H247V38L249 37ZM32 37H33V40H31L32 39ZM236 37V36H235ZM251 37V36H250ZM249 37V39H250V41L248 42V43H250V44H248L247 46H246V48H248V46H249V48H248V50L246 49V48H244V50L243 51H241L240 49H243V47L244 46H242V45H244V44H241V43H243L244 41H242L241 43H240V41L241 40H239L238 38H240V39H242L243 40V36L241 37V36H239V37H236L235 39H236V41L234 42V40L233 41H231V42H234L233 44H232V48H228V49H231L230 51H231V53L233 52V51H235L236 53H237V51H238V53L236 54L237 56H233V58H231L230 57V59L232 60V59H234L233 60V63H231V65H234L236 62H234V61H242V59H244V58H246L247 56H248V54H251V56H252V53L254 52V53H257V52H255L257 49H259V50H261V47H263L264 46V43L263 42H261L260 41V43L261 44H263L261 47L259 46V43H257V41L254 43V41H252V39ZM27 38H29V39H27ZM56 38V39H55ZM254 38H256V39H254ZM261 38H262V36H261ZM263 38H264V36H263ZM262 38V39H263ZM3 39V40H2ZM262 39H260V40H262ZM4 40H5V43H4ZM26 40V41H25ZM28 40V41H27ZM35 40V41H34ZM81 41V42H79V41ZM15 43H14V42ZM259 41V40H258ZM264 41V40H263ZM16 42H18V43H16ZM22 42H24V43H22ZM31 42V43H30ZM63 42V43H62ZM68 44H67V43ZM236 42H239L238 44L236 43ZM252 42L254 43L253 45H258L259 47L257 48V46H256V48L257 49H255V51H252V53H250L251 52V50H254V48L255 47H252L253 45H251L252 44ZM9 45L8 47H7V49L5 48V46L4 45H6L7 46V44ZM10 43H14V44H10ZM21 43V44H20ZM64 43H65V45H64ZM257 43V44H256ZM2 44V45H1ZM15 44H17V45H15ZM61 44H63V46L61 45ZM235 44H237V45H235ZM260 44V45H261ZM11 45V46H10ZM26 45V46H25ZM32 45V46H31ZM43 45H45V46H43ZM54 45V44H53ZM57 45H59L58 46V48H57ZM234 45V46H233ZM241 45V46H240ZM251 45V46H250ZM14 48H13V47ZM22 46V47H21ZM33 46H34V51L33 52H30L31 53V55H30V53H29V49H31L32 50V48H33ZM36 46V47H35ZM60 46H62V47H60ZM98 46H100L101 48H99ZM231 46V45H230ZM229 46V47H230ZM13 48V49H11V48ZM28 47V48H27ZM30 47H32V48H30ZM103 47V48H102ZM240 47V49L238 50V48ZM253 49H252V48ZM93 48H94V50H93ZM105 48V49H104ZM234 48V49H233ZM251 48V50H249ZM20 49V50H19ZM62 49V50H61ZM97 49V50H96ZM263 49H264V47H263ZM7 50V51H6ZM100 50V51H99ZM233 50V51H232ZM20 51H22V52H20ZM24 51L26 52L25 54H27V53H29V54H27L28 56L30 55V57L29 58H25V57H23V58H25V61L26 60H28V61H26V63H25V65H23V64H21V63H19V65H18V63L16 62V60L18 61V60H20V59H22L23 60V58H22V55H23V53H24ZM92 53H91V52ZM227 51L228 50H226V54H227ZM230 51L228 52V54H231L230 53ZM247 51L249 52V53H247ZM262 51V50H261ZM261 51H258V52H261ZM5 52V53H4ZM15 52H17V54L15 53ZM40 52V51H39ZM105 52H107V51H105ZM263 52V51H262ZM14 53V54H13ZM19 53V54H18ZM86 53V54H85ZM88 53V54H87ZM90 53H91V55H90ZM234 53V52H233ZM232 53V54H233ZM9 54H11V55H9ZM21 54V55H20ZM235 54V53H234ZM258 54V53H257ZM256 54V55H257ZM262 54V53H261ZM260 53L256 56L255 54H254V57H251V56H249V57H251V58H254V60L252 59V61H251V63H247V62H249V59L250 58H248V61L247 60H245L244 62H246L248 65H249V68H248V70H250L251 71V73H253L252 75H254L255 73H254V71L252 72V68H253V65L254 64H252L253 62H255V61H257L256 63H255V65H257V63L259 62V59L260 60H262L264 57V55H261ZM21 57H20V56ZM86 55V56H85ZM262 56L263 58L261 59L260 58V56ZM10 56V57H9ZM12 56V57H11ZM65 56H67V57H65ZM92 56V57H91ZM232 56V55H231ZM5 57L6 58H8V60H6L5 59ZM55 57H56V59H55ZM60 57H65V58H60ZM92 58V59H89V58ZM97 57V56H96ZM239 57V58H238ZM259 58L258 60H255L256 58ZM11 58V59H10ZM14 58H16L15 59V61H14ZM18 58V59H17ZM100 58V57H99ZM13 59V60H12ZM50 59V60H49ZM62 59V60H61ZM88 59L90 60V61H92V62H90V61H88ZM96 59V58H95ZM237 59V60H236ZM49 60V61H48ZM84 60V61H83ZM16 62V63H14V62ZM25 61H23V63L25 62ZM47 61V62H46ZM86 61H87V63H86ZM9 62L11 63V66H13V65H15L16 64V66L13 68V67H11V68H13V70L15 69V72H13L12 71V69L11 68H9V67H6V65H8L9 64ZM8 63V64H7ZM14 63V64H13ZM89 63V64H88ZM13 64V65H12ZM20 64H21V66H20ZM82 64V65H81ZM86 64V65H85ZM238 63H236V65H237ZM240 64V63H239ZM10 65V64H9ZM23 65V66H22ZM46 65V66H47ZM68 65V66H69ZM250 65L252 66V68H250ZM18 66H20V68L18 67ZM31 66H33V65H31ZM85 66V67H84ZM6 67V68H5ZM22 67V68H21ZM74 67H76V68H74ZM80 67H81V69H80ZM91 67V68H90ZM256 67V66H255ZM17 68H19V69H17ZM53 68V69H52ZM68 68L69 67H67V70H68ZM232 68V72H233V70H234V68L233 67H231ZM7 69H11V70H9V73H11V71H12V73L9 75V73L7 72ZM62 69V70H63ZM79 69V70H78ZM255 69V68H254ZM253 69V70H254ZM30 70V71H29ZM32 70H34L36 73H34V71L32 72ZM49 70V71H48ZM51 70H52V72H51ZM76 70V71H75ZM238 70V69H237ZM4 71V72H3ZM6 71V72H5ZM24 71H25V73H24ZM40 71H41V69H40ZM74 73H73V72ZM78 71V72H77ZM81 71V72H80ZM91 71V72H90ZM185 71H186V69H185ZM256 71V70H255ZM31 72V73H30ZM65 72V73H64ZM67 72V73H66ZM187 72H190L189 71V69L187 68V71H186V73ZM232 72H230L231 74V76H237L239 73V71L237 72L236 71V73L235 72H233V73H235V74H232ZM247 72H249V71H247ZM5 73V74H4ZM38 73V74H37ZM75 73H77V74H75ZM84 73V74H83ZM238 73V74H237ZM241 73V72H240ZM251 73H248V77H252V75H250ZM7 74H8V76H7ZM30 74V75H29ZM34 74H35V76H34ZM37 74V75H36ZM81 74H83V75H81ZM86 74V75H85ZM188 74V73H187ZM186 74V75H187ZM243 74V75H242ZM5 75L7 76V77H5ZM19 75V74H18ZM34 77H33V76ZM74 75V76H73ZM75 75H77V76H75ZM79 75H81L80 77H79ZM186 75H184V76H182V83H186V84H184V85H188L187 83H189V84H191L192 83V81L194 80V76H190V77H186ZM239 75H241V79L243 78V80L242 81H244V73H241V74H239ZM63 76V77H62ZM235 76V77H236ZM242 76H244V77H242ZM246 76H247V74H246ZM5 77V78H4ZM16 77H15V79H16ZM33 77V78H32ZM36 77V78H35ZM53 77H55V78H57V79H53ZM186 77V78H185ZM234 77V82L235 83H237V82H239V80H241V79H239L238 77H236L235 78ZM247 77V78H248ZM8 78V79H9ZM66 78V79H65ZM71 78V79H72ZM188 78V79H187ZM246 78V77H245ZM0 79V80H1ZM35 80V81H34ZM55 80V81H54ZM84 80V81H83ZM3 81H0V83H2ZM41 81V80H40ZM184 81V82H183ZM188 81H190V82H188ZM195 81V80H194ZM31 82V83H30ZM38 82V83H37ZM55 82H56V84H55ZM6 83V84H7ZM19 83V84H18ZM86 83V82H85ZM85 83H83L82 84V86H80L81 85V83H80V87H81V89H82V87H84V84ZM194 83V82H193ZM192 83V84H193ZM242 83V82H241ZM239 84V85H237L236 87L235 86H233V85H235L233 82H231V84H233L232 86H231V88L229 87V89H227L226 91H228V90H230L229 91V93H226V97L225 96H222L221 97V95H223V93L221 94V95H217L218 96V99L216 100L215 99V97H217V96H215L214 97V99L215 100H213V102L214 101H217V103H218V105H219V100L221 101V103H222V99L223 98H225L224 99V104L222 103V104H220L218 107H220L219 109H217V110H215L216 112L217 111H219V110H221L220 111V116H222L223 117V112L222 111H224V117L223 118H226L227 117V114H226V111H225V109H226V107L228 106V105H230V104H226V102L228 101V99H227V97H229V95H234V94H237L238 92H240V91H238L237 92V90H239L240 89V85H242L243 86V84ZM263 83H264V81H263ZM7 84V85H8ZM12 84V85H11ZM14 84V85H13ZM36 84V85H35ZM37 84H39L38 86H37ZM49 84V85H50ZM55 84V85H54ZM191 84V85H192ZM198 84H200V83H198ZM198 84H196L197 86H198ZM26 85V86H25ZM27 85H29V86H27ZM33 85H35V87L33 86ZM58 85V86H57ZM77 85V86H78ZM176 84H174V87H173V91L175 90V91H177L176 90V88H181L182 86L186 89V87L187 88H189L188 86H190V85H188V86H184V85H182V86H175ZM207 85V84H206ZM22 86V87H21ZM25 86V87H24ZM57 86V87H56ZM76 86V88L77 89H79V86L77 87ZM168 86H169V84H168ZM170 86H171V88H170V90H172V84H170ZM193 86V85H192ZM201 86V85H200ZM199 86V87H200ZM238 86H239V89H237L238 88ZM23 87H24V89H23ZM182 87V90H184V88ZM191 87V86H190ZM195 88H193L195 91H199L200 92V90L202 89V88H204L203 86L202 87H200V88H197L196 86H194ZM235 87V88H234ZM22 90H21V89ZM28 88H30V89H28ZM102 88V87H101ZM233 88H234V91H235V89H236V91L235 92H237V93H235L234 91H233ZM248 88V87H247ZM246 87H245V89H242V92L241 93H243V91L244 90H246L247 89ZM32 89V90H31ZM38 90H36V91H39V88H37ZM169 89V87L168 88H166V89H164V90H166V92L164 91V90H162V91H164V94L165 93H167V90ZM262 89V90H261ZM25 90V91H24ZM105 90H106V88H104V92H105ZM108 90V89H107ZM180 89H178V91H179ZM181 90V91H182ZM206 90V89H205ZM231 90L234 92V94L231 92ZM99 91V90H98ZM174 91V92H175ZM201 91H203V90H201ZM22 92V93H21ZM40 92V91H39ZM103 92V93H104ZM110 92V91H109ZM10 93V94H9ZM99 93V92H98ZM106 94L108 93V91H106L105 92ZM111 93V92H110ZM110 93H108L107 94V97H108V95L110 94ZM168 93L170 94V93H172V91L171 92H169V90H168ZM167 93V94H168ZM232 93V94H231ZM240 93V94H241ZM13 94H14V91H13ZM106 94H103V95H101V93L99 94L100 96H102V97H100V96H98V97H100V98H103V96L104 97H106L105 95ZM158 94H160V96H161V94L162 93H158ZM164 94L162 95V96H164ZM167 94H166V96H167ZM239 94V93H238ZM111 95V94H110ZM242 95V94H241ZM241 95H240V97H239V99L237 98L236 99V101H234L235 100V98L236 97H238L239 95H234L235 97H231L230 99H232V101H234V103H236L237 105L239 104V100L241 99ZM13 96V95H12ZM256 96H257V99H256ZM254 98H252V100L250 101V103L253 105H255V104H257V105H253V107H252V105H250V103L248 104V105H245V108L247 109H245L244 108V106H243V108H242V112H240V115H239V117L237 118V120L236 121H238V120H240V122L238 121L237 123H236V121H235V124H234V131H235V129H236V127H237V130L239 129L240 130V132L241 131H244L246 128H248V126L249 125H251L250 126V128H248L247 130L248 131H246V132H248L249 134H247L246 132V134H247V136L243 133V132H241V133H243V135L241 134V136H239L240 134V132L238 133L239 135H236L238 138H236L235 140H234V142L231 140L233 137H231L230 138V140L229 141H226L223 145H221V143H219L220 144V146L218 145V144H216V146H218V147H215L216 149H214V147H213V149H210L211 147H209L210 145H209V143H208V148L209 149H206V147L205 146H207V145H204L205 143L202 141L201 142V144H199L200 146H198V148L197 147H195V146H191L193 149L192 150H189V149H187V150H189V151H191V152H197L196 154H198L197 155V158H198V165H193V161H191L190 160V158L188 157V155L186 156V157H184L183 158V160H184V164H186V162L188 163V161H189V163L188 164H186V165H184L185 167L188 165L189 166V164H191L192 162V165L193 166H189L188 168L186 167H184L185 169H187V171L186 170H184V172H185V177H183L182 176V174L180 175V176H182L181 177V179L179 180V182L178 181H176V180H178V179H175V173H174V171L172 172V169L173 170H175V169H177V168H174V166H176L177 164H179V166L178 167H180V169L178 168L177 170H181L183 167H181V166H183L182 164V161H180L181 163H178L177 162V159L175 158L176 156H177V158H178V156H180L181 157V155H179L181 152L183 153V156H184V153L185 154H188V153H186V152H188L187 150H186V148H185V146L184 145H179V143L178 142H180L179 141V138H181L180 136H178L177 134L179 133L181 136H182V139H184V141L185 142H183L184 144L186 143V146H188L189 147V141H191V140H194V139H191V140H189V138H193L192 137V133H191V135H190V133H188V129L190 128V126L192 125H190L189 126V124H187L186 125V121L188 120V118L189 119H191L192 117H194V116H192V115H194V112L193 113H191L190 115H188V114H185V115H182V114H184L183 112L182 113H180V112H176V113H173L174 114V116L172 115V114H170V115H172V116H169V115H167L166 116V118L169 116V118H168V121L170 122V124H171V122H174V121H171V119L172 120H176L177 121V119L179 120L180 119V116H181V119L182 118H187V120L186 121H182V122H180L181 121V119L179 120V121H177V124H178V122L180 123L179 124V127H178V125L176 124V121H175V124L174 123H172V126L174 127L175 126V128H174V130L175 129H177V127H178V129H177V134H175V136H177L176 137V139H175V137H174V140H176V142H174V143H172L171 142V144L172 145H174L175 143V145L177 146V147H179V146H184V149L182 148V150H180V152H179V149L176 147V146H173V147H176L177 149H178V151H176V148H170V147H172V145L171 144H169L170 143V141H172V140H170V139H172V138H170V135H169V133H168V136H167V134H165V132H163V136H164V134L166 135L165 137H163L162 136V134L161 135H158V137L159 136H162V139H157L158 141H156V144L155 143H153L154 141H152V144H150V146L149 147H147L146 149L144 148V149H128V151H126V152H124V153H128V154H123V152H122V150L123 149H121L122 147H120L119 146V148L120 149H116L118 146V142H120V141H118V142H114L113 140H111L112 139V137L110 136L109 138H108V140H110L109 141V143H108V147L109 148H107L106 150H108V152L110 153V154H108V152L104 149V150H100V151H98V152H96L97 153V155H95L96 153H95V151H91V149H89L91 152H93V153H89L90 151H88V153L90 154V155H88V156H91V154H93L92 155V159H94V157H95V159H97V156L99 157V153L101 154V153H104L105 151V154H103V156L101 157V155H100V157L99 158H101L103 161V164H98V166H99V168H97L98 169V171H95V173L96 172H98V174L96 173V175H98L99 176V171H102L101 172V176L102 175H105V176H107L106 178H108V179H106L105 181H103V183H102V188L101 187H99L98 189L101 191H99V190H97L96 191V193H95V195H94V192L92 193V195L93 196H98V194L100 195L99 197H102L103 195H107L108 197H105V198H108V199H103L102 200V198L99 200H97V201H101L98 205L99 206H97V209L95 208V210H94V213H93V211L92 212H90V214L89 215H86L87 217L84 219V221L82 222V223H92V220L94 221V226H99L98 228L100 229L101 227H102V229H95V230H93L94 231V234H93V232L91 233L92 234V236L90 235V237H93L94 239H98L97 237H101L102 235H104V237L102 236L101 238H99V239H101L100 240V242H99V240H98V242L96 241L95 243H96V245L97 246H99V247H101V248H99V249H97V246H95L94 247V242H93V240L94 239H91L90 237L89 238H87V237H85L86 235L85 234H81L80 233V230H79V232H77V230L79 229L78 227V229L76 230V229H74L76 232H74V234H78L77 236H79V235H81L82 237H83V235H84V237L86 238V240H84L85 238H82L81 240H79L80 238H81V236L80 237H78L79 239H77L78 240V242L77 241H75L76 239H75V237H77V236H75L74 234H73V232L71 233V231L68 233V232H66V231H62L63 233H60V231H54V232H52L54 229H49V227H48V229L46 230V227L48 226V224L46 225V227H45V222H49L50 221V218L52 219L53 217H52V215L54 216V214H53V212L55 213V215L57 216L58 214H59V212L57 211V209L59 210H61V208H60V206L59 207H56V206H58V205H54L53 206V204H51V206H48L49 208H52V210H48V209H46L45 211H44V215L42 214V213H40V215L37 213V211H35V210H33V211H35V213L36 214H34L36 217H38V218H36L32 213H33V211H31V214L28 212L29 211V207H31V204L30 203H27V204H25L24 202L27 200V201H29L28 200V198L25 200V199H21L22 201H19V199H20V197L18 196L19 195V193H20V191H17V194L15 193L14 194V190L17 188V190H18V184H20V183H17V185H16V188L15 189H13V190H11L10 191V193H13L12 194V197L14 196L16 199H18L15 203H14V205H13V213H11L12 214V216H10V215H8L9 214V212H7V215H8V217L10 216L11 217V219H7L5 216H7V215H5V213H6V211L5 210H2V211H4V217L7 219V220H13V221H18V220H14L15 218L17 219V217H16V215H14V213L15 214H17V212H19V211H21L22 212V210L24 209V207L26 206V208H27V206H28V208L26 209L27 210V212L25 213L26 215L29 213L30 214V216L32 215L33 216V218H32V216L30 217L29 215L26 217V215H24V218H23V221H21V220H19L18 221V223H23V225H24V223H29V225H32V224H34V223H39V226H40V224L42 225V227H44V228H37V227H39L38 226V224H34V226L36 227V225H37V227L35 228V229H33L34 230V232L32 231V229H31V231L33 232V234L35 233V230H36V237L35 238H37V236H38V238H39V235L38 234H42L41 232H43L44 234H42V235H49L50 237H52L54 234L55 235H58L59 234V236L60 235H62V237L64 238V236H63V234L65 235L66 233L67 234H72L73 236H75V237H73L72 235H71V237L74 239L73 241H72V238H70V236H69V239L67 238V241H69V242H67V241H65L66 240V237H65V240H64V242H63V244L61 243V241H62V239L61 238H59V239H61L60 240V243L63 245V246H65V244H66V246L64 247V248H66V249H70V247H71V250H73V252H75V254H73V256H74V258L75 257H77V255L79 254V252H77V254H76V251H80L79 249H81L83 252H82V254H81V256H82V260H84L85 259V257L84 256H86V255H84L83 256V254H87V256H88V253H91L92 252V254H93V252H95L94 250H100V252H96L97 254L96 255H98L99 253L101 254V255H103L104 256V251L103 250H107V248L108 247H110V246H113V240L114 239H118V240H120L121 238V240L120 241H118V242H120V244H122V243H127V240H128V242L129 241H131V243L133 242L132 240H134V242L136 241V240H138V238H142L143 236V234H145V233H141V232H143V231H145L146 232V234H147V236H145V238L146 237H148L149 238V235L148 234H150V237L153 235H155L156 234V232H157V234H159V235H162V234H160L161 232L162 233H164V232H167V230H169L170 229V227L171 226H173L175 223H176V225H174V226H176V227H178L179 225V227L178 228H176V233H178V231L180 230V232L181 233H179L178 234V236H176L175 237V235L174 236H172V237H174V239L172 238V242H171V240L169 241V242H165V243H167V244H163V242H162V244L164 245H162L161 244V247L163 246V248H160L159 249V247H160V245L157 247L158 249H159V253H158V251L156 252V253H158L157 255L154 253L153 254V258H156L154 255H156V256H158L159 257V259L161 260V261H159V259H158V257H157V259H155V262H156V260H158L157 262H160V263H162V264H191V263H195V264H220V263H222V264H225V261H223V260H226V264H230V262H231V264L233 263V262H237L238 264H264V263H262L263 261H264V119H263V117H261L263 114H262V112H264L263 110H264V107H263V105H264V99H262V97L264 98V84H262V86H260V88H258V92H257V95H256ZM11 97V96H10ZM259 97V98H258ZM220 98V99H219ZM222 98V99H221ZM27 99V98H26ZM99 99V98H98ZM105 99V100H104ZM211 99H213V96H212V98H208V100H207V98L206 97H203L202 96V98H201V96H199V99H198V101L199 100H202V101H200V103L203 105L204 104V109L202 108L201 109V111H207V110H205L206 109V103H208V105L207 106H209V108L213 105V102H212V100ZM254 99V100H253ZM262 99V100H261ZM100 100H103V101H101V103L103 102H106V98H103V99H100ZM211 100V101H210ZM203 101L205 102V103H203ZM239 101V102H238ZM252 101H253V103H252ZM258 101H259V103H258ZM210 102H212V104H210ZM238 102V103H237ZM262 102V103H261ZM227 103H231V100L230 101H228ZM233 103V102H232ZM99 104V103H98ZM199 104V103H198ZM210 104V105H209ZM215 104H216V102H215ZM215 104H214V106H212L211 107V109L213 108V107H215ZM200 105V104H199ZM202 105H200L201 107H203ZM10 106V105H9ZM123 106V105H122ZM121 106V107H122ZM130 106V105H129ZM129 106H127L126 108H124V106H123V109L124 110H126V109H128V107ZM199 106V107H200ZM247 106H249V108L247 107ZM251 106V107H250ZM259 106H261V107H259ZM121 107H120V109H118V111H117V113L119 114L118 115V117H120V119H124V118H121L122 116H123V114H124V110L123 109H121ZM198 107V106H197ZM199 107H198V109H199ZM223 107H225L224 108V110H223ZM255 107H259L258 109L257 108H255ZM151 108V107H150ZM149 108V109H150ZM209 108H207L208 109V112H209V110H210V112L213 110H211V109H209ZM250 108H251V111H250ZM255 108V110H253ZM262 108V109H261ZM215 109V108H214ZM120 110H123V111H121V112H119ZM153 110V109H152ZM200 110V109H199ZM245 110V111H244ZM261 110V113H259V111ZM146 111V110H145ZM145 111H144V113H145ZM148 111V110H147ZM147 111H146V113H147ZM150 111V113H151V115L153 116L156 112H153V111H151V110H149ZM196 111V110H195ZM215 111H212V112H215ZM7 112H8V109H7ZM9 112H10V110H9ZM123 112V113H122ZM153 112V113H152ZM208 112H206L207 114H208ZM211 112V113H212ZM222 112V113H221ZM245 112V113H244ZM249 112V113H248ZM251 112V113H250ZM257 112H258V115H256L257 114ZM2 113V112H1ZM0 113V114H1ZM115 113H116V110H115ZM149 113V112H148ZM147 113V114H148ZM200 113V112H199ZM211 113H209V114H211ZM219 113V112H218ZM247 113V114H246ZM253 113V114H252ZM3 114V113H2ZM83 114V113H82ZM121 114H122V116H121ZM129 114H131L132 115V113H128V115ZM143 114V113H142ZM198 114V112L196 111V115ZM201 114V113H200ZM199 114V115H200ZM206 114V115H207ZM208 114V116L210 117V119L212 120L213 118H212V116L214 117V118H216L215 117V114H212L211 116ZM244 114H246V115H244ZM252 114V115H251ZM254 114L256 115V117L254 118L253 116H254ZM261 114V115H260ZM116 115V114H115ZM114 115V116H115ZM125 115V114H124ZM127 114L125 115V116H123V117H125V121H124V125H122V127L121 126H119V128L121 127L122 128V130H121V132H123V131H126L125 129H127L128 130V128H126L125 127V125H128V124H126V116H127V118H129V116H128ZM146 114H143V115H139L138 117L139 118H136V119H132V122L134 121V124L132 125L133 126V128H134V125H135V123H136V125H135V127H136V130H135V132L136 131H138L139 129H143L142 131L144 132L146 129H149L150 127H154V126H156V125H158L159 123V120H158V116H156V115H158L157 113H156V115L155 116H153V117H155L154 119L157 121V124H156V121H154V119L153 118H151L152 116L150 115V114H148L149 116H151V117H148L147 115L145 116ZM175 115L177 116L176 118H174L175 117ZM178 115H179V117H178ZM187 115V116H186ZM203 115V114H202ZM216 115H217V113H216ZM183 116V117H182ZM207 116V117H208ZM226 116V117H225ZM242 116H244V117H242ZM251 116L254 118V119H252L251 118ZM258 116H260V118L258 117ZM1 117V119H3V118H5V117H3V116H0ZM7 117H9V113H8V115H7ZM117 117V116H116ZM116 117H114V118H116ZM117 117V119L118 120H120L119 118ZM140 117H142L141 118V120H139L140 119ZM144 117H145V119H144ZM147 117H148V119H147ZM191 117V118H190ZM196 118H197V121H199V123H201V120H202V123H201V126H202V124H204L203 123V121H204V116H202L201 117V115H200V117L201 118H198L197 116H195ZM208 117V118H209ZM222 117H219V119H221ZM249 117L251 118L250 120H248L249 119ZM258 117V118H257ZM153 119L152 121H154L155 122V124H154V122L152 123L151 122V119ZM157 118V119H156ZM171 118V119H170ZM196 118H194V119H196ZM203 118V119H202ZM116 119V120H117ZM131 118H129V120H130ZM150 119V120H149ZM170 119V120H169ZM218 119V118H217ZM217 119H215L216 121H219V120H217ZM227 119L228 120H231V117L230 116H228L226 119H223L224 120V123L227 121ZM258 119H260V120H258ZM5 120V119H4ZM117 120V121H118ZM144 120V121H143ZM183 120V119H182ZM192 120L193 119H191V122H192ZM209 120V119H208ZM222 120V119H221ZM245 120H246V122H245ZM248 120V121H247ZM255 120V121H254ZM257 120V121H256ZM263 120V121H262ZM123 121V120H122ZM128 121V120H127ZM139 121V122H138ZM143 121V122H142ZM146 121V122H145ZM195 121V120H194ZM193 121V122H194ZM213 121V122H212ZM211 121V123L208 121V123L206 124V126H208V132L210 133L211 131H214L215 130V126L213 125L214 124V120H212ZM243 121V122H242ZM249 121H251V122H249ZM254 121V123L252 124V122ZM186 122V123H185ZM192 122V123H193ZM220 122H223V121H219V123H217V124H224V123H220ZM255 122H258L257 124H259L258 125V127L256 126L257 124H255ZM120 123V124H119ZM139 123V124H138ZM147 123H149V124H151L150 126H149V128L147 127L148 125H147ZM182 123V124H181ZM195 123H197L196 121H195ZM198 123V124H199ZM213 123V124H212ZM244 123V124H243ZM246 123H248V125H246ZM249 123H251V124H249ZM121 125V124H123V122L121 123V122H118L117 123V125ZM212 125V127H210L209 125ZM237 124H240V126H244L245 127V125H246V127L244 128L243 127V129L244 130H242L241 128H240V126L238 125L237 126ZM243 124V125H242ZM154 125V126H153ZM194 125V124H193ZM192 125V126H193ZM205 125V124H204ZM221 125H219V127L221 126ZM123 126H124V129H123ZM139 126V127H138ZM192 126H191V128L189 129V131L192 129ZM196 127H197V124L195 125ZM198 126H200V125H198ZM214 126V127H213ZM255 127V128H253V127ZM129 127V126H128ZM145 127H147V128H145ZM172 127V128H173ZM187 127H188V129H187ZM195 127V128H196ZM219 127H217V125H216V128L218 129ZM193 129V131L195 130L196 131V129ZM211 128H213V130L211 129ZM253 128V129H252ZM130 129H132L131 127H130ZM129 129V130H130ZM135 129V128H134ZM249 129H250V131H249ZM256 131H255V130ZM98 129H96V131H97ZM116 130V129H115ZM127 131L126 133H129L130 131ZM187 130V131H186ZM199 130H200V128H199ZM199 130H198V132H199ZM254 130V132H252ZM108 131V130H107ZM134 130L132 129V132H133ZM139 131H141V130H139ZM141 131V133H143ZM176 131V130H175ZM179 131V132H178ZM186 133H185V132ZM192 130H191V132H193ZM171 132H173V131H171ZM183 132H184V134H188L189 136H188V140H187V136L186 135H183ZM197 132V133H198ZM236 132V131H235ZM251 132V133H250ZM97 133V132H96ZM106 133V132H105ZM167 133V132H166ZM175 133V132H174ZM199 133H201V132H199ZM198 133V134H199ZM108 134V133H107ZM106 134V135H107ZM173 134V133H172ZM193 134H195V132H193ZM235 134H237V133H235ZM251 134V135H250ZM41 135V134H40ZM201 135V134H200ZM207 135V134H206ZM109 136V135H108ZM173 136H174V134H173ZM194 137H196L195 135H193ZM242 136H244V137H242ZM249 136V138H247ZM157 137V136H156ZM166 137L168 138H170V139H168L169 140V142L167 141V140H165L166 139ZM185 137V138H184ZM240 137V138H239ZM235 138V137H234ZM92 139V138H91ZM118 139V138H117ZM181 139V140H182ZM93 140V139H92ZM118 140H120V139H118ZM163 142H162V141ZM173 140V141H174ZM178 140V141H177ZM239 140H241V141H239ZM246 141V142H244V141ZM249 140V141H248ZM113 141V142H112ZM116 141V140H115ZM161 141V142H160ZM165 141H167L168 143H167V145L164 143ZM183 141V140H182ZM188 141V142H187ZM248 141V142H247ZM121 142H122V140H121ZM120 142V143H121ZM194 142V141H193ZM230 142V143H229ZM113 143V144H112ZM119 143V144H120ZM199 143V142H198ZM197 143V144H198ZM207 143V142H206ZM229 143V144H228ZM238 143L240 144L239 146H240V148H239V146H238ZM246 143V144H245ZM155 144V145H154ZM193 144V143H192ZM196 144V145H197ZM202 144H203V146H204V148L205 149H201V147L203 148V146H202ZM228 144V145H227ZM113 145V146H112ZM161 145V146H160ZM179 145V146H178ZM193 145H195V143L193 144ZM231 145H233L234 147H233V149H232V147H231ZM112 146V147H111ZM229 146V147H228ZM251 146V147H250ZM155 147H156V149H155ZM165 147H169L170 148V150L167 148V149H165ZM225 147H227L226 149H225ZM248 147H250L249 149H248ZM36 149V153H38V152H43V150L42 149H40V151H38L37 150V146L35 147ZM112 148H115V150H113ZM160 148V149H159ZM163 148L165 149V150H163ZM179 148H181V147H179ZM195 148H197V150L196 151H194V149ZM218 148V149H217ZM231 148V149H230ZM112 149V150H111ZM148 149V150H147ZM160 150V152H161V154H159L160 152L159 151H157V150ZM42 150V151H41ZM94 150V149H93ZM110 150V151H109ZM119 150H120V152H119ZM125 150H127V149H124L123 151H125ZM130 150V151H129ZM140 150V151H139ZM143 150V151H142ZM144 150H145V152H146V154H145V152H144ZM147 150V151H146ZM166 150H168L167 152H166ZM221 150V151H220ZM234 150V151H233ZM245 150V151H244ZM38 151V152H37ZM104 151V152H103ZM118 151V152H117ZM133 151V152H132ZM135 151V152H134ZM155 151V152H154ZM175 151V152H174ZM186 151V152H185ZM228 151H230V153L228 152ZM241 151H242V153H241ZM140 154H142V155H144V156H142V155H140ZM176 152H179V154L177 153V155H176ZM234 152V153H233ZM236 152V153H235ZM41 153H39V154H41ZM86 153H87V151H86ZM85 153V157H83L82 156V158H86V157H88L87 156V154ZM107 153V154H106ZM115 153H117L116 155H117V157L115 156ZM131 153L132 154H135V153H137V154H135V156H139V158H136L135 156L133 157V155H132V157L134 158L133 160H134V163H136L135 162V159H140V162H138L137 160V163H138V165H137V163H136V165H134V163H133V165H132V167L134 168H132L131 166V168H129L128 167V171H127V173H125L124 175H123V172H122V170H121V163H122V159H120V157H122L123 158V155L125 156H129V157H131ZM147 153H149L148 155H149V157H148V155H147ZM155 155H154V154ZM157 153V154H156ZM166 153H167V156H166ZM170 155H169V154ZM172 153H174L175 155H173ZM229 153V154H228ZM240 153V155H238ZM245 153V154H244ZM120 154V155H119ZM163 154V155H162ZM164 154H165V156H164ZM193 154H195V153H193ZM193 154L192 153H189V156L191 155V156H193ZM110 155V157L108 158V156ZM163 156L165 159L164 160H166V161H164L162 158L163 157H161V156ZM174 157H173V156ZM155 156H157V157H155ZM159 156V157H158ZM169 156V157H168ZM173 157V159H171L172 157ZM238 156V157H237ZM244 156V157H243ZM116 157V158H115ZM144 157V158H143ZM166 157H167V159L169 160V162H170V164L168 163V160L166 159ZM194 157V156H193ZM192 157V158H193ZM196 157V156H195ZM80 158H81V156H80ZM79 157H78V159L76 158V160H74V164H70V167L69 168H67V170H68V172L70 171L71 173H68V172H64V173H61V175L62 176H64L63 177V179H62V177H61V175H59L60 177H61V179H62V181L60 180V181H58V183L54 180H52V183H51V185H53L54 186V184H57L56 186H58V185H60L59 183H63V182H65L66 184H64V185H67L68 187L69 186H71V184L73 183L72 181L76 178V176H78V175H69V174H73V172L75 173V171L77 170V174H78V168H82V166L84 165V164H88V162H90L92 159H90L89 157H88V159H85V160H83L82 158V160L80 159ZM111 158V159H110ZM149 158H150V160H149ZM155 158H159V159H161V160H159V159H155ZM170 158V159H169ZM244 158H245V160H244ZM108 161H107V160ZM115 159H117V160H115ZM145 160V161H142V160ZM180 160L182 159V158H179ZM178 159V160H179ZM241 159V160H240ZM80 160V161H79ZM105 160H106V162H105ZM111 160V161H110ZM173 160L175 161V162H173ZM186 160V161H185ZM193 160L194 161H196V158L194 159L193 158ZM86 161V163H84V162ZM161 161H164V163L165 162H167L166 164H164V163H162V164H164V166L162 165L161 166ZM190 161H191V163H190ZM91 162H93V161H91ZM114 162V163H113ZM120 162V163H119ZM177 162V163H176ZM197 162V161H196ZM195 162V163H196ZM113 163V164H112ZM152 163H154V164H152ZM174 164V163H176V165H173L172 166V164ZM142 164V165H141ZM144 164H145V166H144ZM146 164H147V166H146ZM156 164V165H155ZM103 165H104V167H103ZM107 165V166H106ZM113 165V166H112ZM118 165V166H117ZM150 165V167L152 166V168H150V167H148ZM155 165V166H154ZM168 165V166H167ZM71 166H72V168H74L75 170L74 171H71ZM86 166V165H85ZM106 166V167H105ZM136 166H139L140 167V169H139V167H136ZM142 166V167H141ZM161 170H159L157 167ZM167 168H166V167ZM170 166H172L171 168V171H170ZM37 167H39V165L37 166ZM144 167V168H143ZM164 167V168H163ZM169 167V168H168ZM77 168V169H76ZM119 170H117V169ZM136 168V169H135ZM148 168V169H147ZM104 170V172H103V170ZM130 169H132V170H130ZM138 169V170H137ZM151 169V171L154 173V174H152V172L151 171H149ZM169 169V170H168ZM73 170V169H72ZM107 170V171H106ZM130 170V171H129ZM134 170H136V171H134ZM144 170V171H143ZM154 170H155V172H154ZM165 170H166V172L168 171V173H169V176H167L168 175V173L167 174H165ZM108 171H109V173H108ZM121 171V172H120ZM141 171V172H140ZM158 171V172H157ZM170 171V172H169ZM178 171V172H179ZM21 172V171H20ZM111 172V173H110ZM116 172V173H115ZM129 172L130 173H132V174H134L133 175V178H132V174H129ZM141 174H140V173ZM149 172L151 173V174H149ZM173 173V181L175 180L176 181V185H175V182H173V181H170L169 179H171L172 177L170 176V173ZM175 172H177V171H175ZM180 172H183V170H181ZM179 172V173H180ZM23 173V174H22ZM65 173H67V176H66V174ZM108 174V175H106V174ZM139 173V174H138ZM143 173H144V175H143ZM158 174V176H156L157 178L159 177L160 178V176L162 175V174H164V176L166 175L169 179V181L171 182V183H174V184H172L173 185V187L171 186L170 187V185L171 184H169V181H167V177H166V179H165V177H162V178H160L159 180H156V177H154L155 175H157ZM22 174V175H21ZM21 174L19 173V175L17 174V176L15 177L16 179H18V177L20 176V178L25 174L24 173V171L23 172H21ZM63 174H65V175H63ZM138 174V175H137ZM115 175V176H114ZM119 175V176H118ZM128 175H129V177H128ZM149 175V176H148ZM152 175V176H151ZM177 175V174H176ZM72 177L73 179H72V181H70L71 179H68V177ZM123 176V177H122ZM127 176V177H126ZM147 176V177H146ZM151 176V177H150ZM67 177V178H66ZM96 177V176H95ZM117 177V178H116ZM120 179H119V178ZM140 177H141V181L140 182H138L139 180H140ZM152 177H153V181H152ZM128 178V179H127ZM136 180H135V179ZM139 178V179H138ZM143 178H145V179H143ZM147 178H149V179H147ZM66 179V180H65ZM112 179L113 180H117L116 181V184H115V181H112ZM119 179V180H118ZM125 179H126V181L127 182H125ZM129 179H130V181H129ZM147 179V180H146ZM12 180H14V179H12ZM23 181L24 180V178H22V179H20V180H16V182L18 181V182H20V181ZM64 180V181H63ZM98 180V179H97ZM122 180V181H121ZM135 180V182H133ZM142 180H143V182H142ZM21 181V182H22ZM111 181L113 182L112 184H111ZM118 181H120V184L121 185H119V183H118ZM137 181V182H136ZM146 181H149L148 183L150 184H148ZM151 181V182H150ZM155 181H158L157 183H159V186L161 185V187L159 188V186L156 184V182ZM160 181V182H159ZM161 181L164 183V185H162V183H161ZM54 182V183H53ZM56 182V183H55ZM68 182V183H67ZM70 182H71V184H70ZM110 182V183H109ZM124 182H125V184H124ZM130 182H132L133 184H131ZM167 182H168V184H167ZM104 183L106 184V185H104ZM118 183V184H117ZM138 183V184H137ZM143 183H145V185L143 184ZM178 183V184H177ZM70 184V185H69ZM115 184V185H114ZM136 184V185H135ZM141 185V187L139 188V186ZM147 184V185H146ZM153 185V187H152V185ZM50 185V186H51ZM104 185V186H103ZM110 187H109V186ZM124 185V186H123ZM127 185V186H126ZM132 185V187H130ZM158 186V187H156V188H158V189H153V188H155V186ZM20 186H22V185H20ZM53 186H52V188H53ZM56 186H54V187H56ZM66 186V187H67ZM142 186H146L145 188L144 187H142ZM148 186H151V187H148ZM119 187V188H118ZM168 187V188H167ZM6 188V187H5ZM107 188H109V190H107ZM118 188V189H117ZM150 188V189H149ZM163 188H165V190H162ZM71 189V188H70ZM70 189H66V191H65V193L64 192H62V193H64V195L63 196H65V195H67V196H70L69 198L70 199H72V200H70V199H68V201L70 200V202L71 201H76V197L75 196H77V195H75L74 196V194H72L73 192V190L71 191ZM102 189V190H101ZM120 189V190H119ZM144 189H146L148 192H146L145 193V191L146 190H144ZM153 189V190H152ZM32 190V189H31ZM30 190V191H31ZM67 190H70L72 193H71V195H70V192H67ZM104 190V191H103ZM106 190V191H105ZM128 190V191H127ZM150 190H152L151 192H153L152 194L151 193H149V191ZM154 190H155V192H157V191H159L158 192V194L160 193V191L161 192H163V191H165L163 194H162V197L160 196L157 200L155 199V197H156V195H158L157 193H156V195H155V192H154ZM8 193H7V192ZM122 191H123V193H122ZM128 192V193H126V192ZM135 191H137V192H139V193H137V192H135ZM19 192V193H18ZM120 192V193H119ZM129 192H130V194L131 195H129ZM135 192V193H134ZM143 192V193H142ZM178 192V193H177ZM106 193V194H105ZM116 193V194H115ZM9 194V191L8 190H4V195H2V198H6L7 197V195ZM111 194V195H110ZM118 194V195H117ZM122 194V195H121ZM138 196H137V195ZM144 194L146 195L147 194V196H149L148 197V199L147 198H145V201H146V199H147V201L149 200V198L150 199H153L154 198V201L156 202V205L154 204V205H147L146 204V202H145V204L144 205H141V203H140V206L138 207V208H135L136 209V212L133 210V212H135V213H133L134 214V216H133V214H131V216H129L130 215V213H129V215H128V217L126 216V217H124L125 219H119V220H117V218H114V220L115 221H113V219L112 220H109L108 222H107V218H105L106 216L105 215H101L102 217L100 218V216L99 215H96V214H99L101 211H102V209H103V211H105L104 212V214H106L107 215V210H109L110 212L111 211H113V212H115V211H117V209L119 208V206H120V208H121V205H122V207H126V206H124V205H126L127 204V206H129L130 204L131 205H133V203H134V201H135V199H134V201H132L133 199H132V197H133V195H134V197L136 198V200L138 199V201L141 199V201L143 202L144 200L141 198V197H144ZM6 195V196H5ZM16 195V196H15ZM21 195V194H20ZM24 196H26V194H23ZM23 195H21V198H22V196ZM27 195H28V193H27ZM75 197V199H73L74 197ZM102 195V196H101ZM125 195V196H124ZM150 195H152V196H150ZM155 195V196H154ZM0 196H1V194H0ZM5 196V197H4ZM10 196H11V194H10ZM23 196V198H25ZM109 196L111 197L110 199H109ZM129 197V199H127V197ZM141 196V197H140ZM146 196V197H147ZM154 196V197H153ZM164 196V197H163ZM9 197V196H8ZM12 197H10V198H12ZM13 197V198H14ZM28 197V196H27ZM71 197H73V198H71ZM78 197V196H77ZM103 197V198H104ZM117 197V199H118V202L116 201L115 202V200H117V199H115ZM167 197V198H166ZM1 198V197H0ZM12 198V199H13ZM140 198V199H139ZM164 198V199H163ZM11 199V200H12ZM16 199H14V200H16ZM113 199H115L114 201H113ZM163 199V200H162ZM168 199H169V201H168ZM7 200V199H6ZM14 200H13V202H14ZM109 202H108V201ZM160 200V201H159ZM74 201V202H75ZM112 201V202H111ZM127 201H130V202H127ZM151 200H149V202H150ZM162 201V202H161ZM164 201H166V202H164ZM12 202V203H13ZM23 204V209L21 208V203ZM89 201L87 200V202L85 201L84 202V206H85V208H86V206H89L90 205V202L88 203ZM115 202V204H113ZM119 202L120 203H123V204H120L119 205ZM153 202V201H152ZM152 202H150V203H152ZM155 202H153V203H155ZM158 202V203H157ZM116 203L118 204L117 206H116ZM148 203V202H147ZM152 203V204H153ZM162 205H161V204ZM167 205V207H166V205ZM20 204V205H19ZM25 204V205H24ZM29 204V205H28ZM75 204H76V202H75ZM89 204V205H88ZM107 204V205H106ZM110 204V205H109ZM158 204V205H157ZM169 204V205H168ZM18 205V206H17ZM103 207H102V206ZM111 205H112V207H114V208H112V210H111ZM114 205V206H113ZM146 205V206H145ZM163 205H165L164 207H163ZM177 205V206H176ZM16 206V207H15ZM141 206H142V209H141ZM148 206V207H147ZM155 207V208H153V207ZM173 206L175 207V208H173ZM181 206V207H180ZM5 208H6V205L4 206ZM4 207H3V209H4ZM47 207V208H48ZM99 207H101V208H99ZM144 207H146V208H144ZM157 207V208H156ZM105 208V209H104ZM139 208H140V211H141V213L139 212ZM162 208V209H161ZM20 209V210H19ZM24 209V210H25ZM84 209V207L82 208L81 207V210H83ZM138 209V210H137ZM175 209H177L176 211H175ZM15 210V211H14ZM25 210V211H26ZM32 210V209H31ZM101 210V211H100ZM152 210H153V212H152ZM156 210V211H155ZM46 211H48V212H50V215H46ZM62 211V210H61ZM96 211V212H95ZM103 211L101 212V213H103ZM109 211H108V213H109ZM143 211V212H142ZM155 211V212H154ZM160 211H161V213H160ZM98 212V213H97ZM113 212H111V213H113ZM145 212V213H144ZM20 213V212H19ZM18 213V214H19ZM157 213V214H156ZM158 213H160V214H158ZM182 213V214H181ZM0 214H2L1 213V209H0ZM17 214V215H18ZM48 214V213H47ZM135 214H137V216L135 215ZM141 214V215H140ZM143 214V215H142ZM149 214V215H148ZM14 215V216H13ZM38 215V216H37ZM94 215H96V216H94ZM160 215V216H159ZM179 215H181V216H179ZM49 216H50V218H49ZM100 218V219H96V218H98V217ZM143 216V217H142ZM4 217H2V218H4ZM23 217V216H22ZM55 217V216H54ZM93 217H95L94 219H93ZM132 217V218H131ZM133 217H134V219H133ZM148 218V219H145V218ZM152 217V218H151ZM158 218V221H159V219H160V221L158 222V221H156L157 220V218ZM166 219V220H164V218ZM179 217H182V218H179ZM28 218V219H27ZM103 218V219H102ZM121 218H122V216H121ZM127 218H129V219H127ZM138 218V219H137ZM168 218H170V219H168ZM171 218H173V219H171ZM40 219V220H39ZM43 219V220H42ZM48 219V221H46ZM141 219V220H140ZM144 219V220H143ZM152 221V224H151V221ZM39 220V221H38ZM45 220V221H44ZM86 220V221H85ZM89 220V221H88ZM99 220V221H98ZM102 220V221H101ZM129 220V221H128ZM134 220V221H133ZM137 220V221H136ZM37 221V222H36ZM42 221V222H41ZM99 223H98V222ZM144 221H145V223H144ZM154 221V222H153ZM168 221V222H167ZM169 221H170V223H169ZM171 221H172V223H171ZM9 222V221H8ZM11 222L12 221H10V224H11ZM31 222H32V224H31ZM44 222V223H43ZM80 222V223H81ZM96 222H97V224H96ZM103 222V223H102ZM119 222V223H118ZM129 222V223H128ZM131 222H133L131 225H130V223ZM156 222V223H155ZM162 222V223H161ZM163 222H165V224H163ZM15 223V222H14ZM17 222H16V227H14V228H16L15 230H19V228L21 229V231H22V229L26 232H21V233H23V235H26V234H28V235H30V234H32L31 232L30 233H27V232H29L30 230H29V228H27L28 227V225L26 226V224L23 226V228L22 227H17V224H18ZM85 223V224H86ZM87 223V224H88ZM102 223V224H101ZM105 223V224H104ZM106 223H107V225H106ZM123 223V224H122ZM148 223H149V225H148ZM167 223H169L168 225H167ZM184 225H183V224ZM9 224V223H8ZM44 224V225H43ZM84 224V225H85ZM99 224V225H98ZM101 224V225H100ZM114 224V225H113ZM118 226H117V225ZM122 224V225H121ZM126 224V225H125ZM136 224H138V225H136ZM181 224H182V226H181ZM194 224H196L195 226H194ZM4 225H5V223H4ZM18 225H20V224H18ZM80 225V224H79ZM83 224L81 225V231H83V229H84V226ZM106 225V226H105ZM110 225V226H109ZM134 227H133V226ZM142 225V226H141ZM153 225V226H152ZM156 225V226H155ZM164 225H166V226H164ZM171 225V226H170ZM25 226H26V228L27 229H25ZM86 226H88V225H85V231H86ZM96 226V227H97ZM101 226V227H100ZM104 226V227H103ZM109 226V227H108ZM111 226H113L114 228H112ZM126 226V227H125ZM138 226V227H137ZM155 226V227H154ZM173 226V227H174ZM191 226V227H190ZM33 227V226H32ZM31 227V228H32ZM127 227H128V229H127ZM135 227H137V230H136V228ZM147 227V228H146ZM150 227V228H149ZM160 227H162V228H160ZM182 229H181V228ZM189 227V228H188ZM194 227V228H193ZM1 228V227H0ZM14 228L13 229H11L10 230V232L11 233H13L14 235H17V238L19 237V239H18V241L20 240V242H22L21 244L22 245H24L23 243H25L24 241H26V244L29 242V239H32V238H34V235H32V237H31V235H30V238L29 239H27L28 238V236L26 237V240L23 238L24 236H22V237H20L19 235H22L21 233H16V231L14 230ZM88 228V227H87ZM132 228V229H131ZM135 228V229H134ZM147 229V231H149V232H147L146 231V229ZM157 228V229H156ZM164 228H166V229H164ZM175 228V227H174ZM3 228H1L0 229V231H1V236H0V247H2V246H4V244L5 245H7V239H5V238H9V239H12V237H14V235L10 238L9 237V235H11V234H7L8 232H6V229H5V231H4V229L2 230ZM9 229V228H8ZM37 229H39L38 231H37ZM41 229H43V231L41 230ZM118 230V231H116V230ZM134 229V230H133ZM145 229V230H144ZM151 229V230H150ZM155 229V230H154ZM172 229L173 228H171L170 230H169V232L168 233H171L170 231H172ZM177 229H179L178 231H177ZM192 229H193V231H192ZM27 230V231H26ZM45 230H46V232H45ZM51 230V231H50ZM92 231L91 229H87V231ZM136 230V231H135ZM161 230H164V231H161ZM188 230H190V231H188ZM88 231V232H89ZM96 231H98V232H96ZM101 231V232H100ZM107 231V232H106ZM113 231V232H112ZM141 231V232H140ZM151 231V232H150ZM184 231V232H183ZM5 232H6V234H5ZM38 232H40V233H38ZM49 232V233H48ZM57 232H59V233H57ZM66 232V233H65ZM129 232V233H128ZM159 232V233H158ZM173 232V231H172ZM174 232H175V230H174ZM52 233V234H51ZM80 233V234H79ZM84 233V232H83ZM106 233V234H105ZM141 233V234H140ZM187 233V234H186ZM86 234H88V233H86ZM100 236H99V235ZM123 234V235H122ZM132 234V235H131ZM156 234V235H157ZM173 234V233H172ZM175 234V233H174ZM183 234V235H182ZM8 235V236H7ZM112 235V236H111ZM122 235V237H120ZM128 235V236H127ZM142 236V237H139V236ZM166 234H163V236H165ZM181 235V236H180ZM5 236V237H4ZM41 236V235H40ZM42 237L41 239H40V241H38L39 239L37 238V240H35V238L33 239L34 241H36V244L38 245V247L37 248H39L38 250L39 251H41V250H43L42 248H46V247H48V246H46L47 244H46V242H47V240H49V239H47V236H46V239H45V237ZM59 236H54V239H56L57 237H59ZM66 236V235H65ZM96 236V237H95ZM106 236H107V238H106ZM132 236V237H131ZM136 236H138L137 237V239H134V238H136ZM163 236H161V237H163ZM3 237V238H2ZM61 237V236H60ZM110 237V238H109ZM117 237V238H116ZM120 237V238H119ZM124 237H126V238H124ZM131 239H130V238ZM168 237H170V234L168 235ZM168 237H166V238H164V239H166V240H169V239H167ZM17 238H15V239H17ZM43 238L45 239L44 241H45V245H44V243H43V245H44V247H42V248H40L41 247V240H43ZM49 238V237H48ZM107 239V240H105V239ZM113 240H112V239ZM124 238V239H123ZM130 240H129V239ZM133 238V239H132ZM144 238V237H143ZM176 238V239H175ZM8 239V240H9ZM52 239V238H51ZM50 239V240H51ZM53 239V240H54ZM58 239V238H57ZM54 240L52 243H48V245L49 246H51V245H53V243H54V245H55V247H56V242H59V240ZM91 239V240H90ZM106 241H104V240ZM110 239H111V241H110ZM171 239V238H170ZM33 240H31L30 242H29V244L31 243L32 244V246H34L35 247V242H33L32 243V241ZM88 240V241H87ZM126 240V241H125ZM191 240H192V242H194L195 244H193L192 242H191ZM194 240V241H193ZM14 241L16 242L17 240H14V238H13V243H14ZM37 241L38 242H40V243H37ZM52 241V240H51ZM56 241V242H55ZM80 241V242H79ZM92 241V244H93V247H94V250L92 249V244L90 243V244H88V242H91ZM104 241V242H103ZM115 241V240H114ZM206 241H208V242H206ZM10 242H12V241H10ZM20 242H16V243H14V247H13V245H11L10 244V246H9V244L7 245V246H5V248L7 249V247H11V249L14 251V249H15V247L17 248V247H19L20 249H21V251H16V253L17 252H20V253H22V251L24 252V250H22V248L21 247H23V246H21V245H19L20 244ZM73 242V244H74V246H73V244H72V246H68L69 245V243H72ZM87 242V243H86ZM111 242V243H110ZM116 242V241H115ZM12 243V244H13ZM99 243V244H98ZM102 245H101V244ZM113 243V244H112ZM124 243V244H125ZM205 243H207V244H205ZM2 244V245H1ZM15 244H17V246L15 245ZM31 244L30 245H26L25 247L27 248V250H28V253H29V250H30V253L28 254V253H26L27 255H31L32 256V254H33V256H32V258L33 257H44L45 259H47L48 257H49V253H47V255L46 254H43V251L41 252L42 254H40V253H38L37 252V249L35 250L34 248L33 249H31ZM34 244V245H33ZM104 244H106V245H104ZM110 244H112V245H110ZM119 244V245H120ZM160 244V243H159ZM169 244H171L170 246H169ZM208 244H210V245H208ZM58 245H59V243H58ZM61 245V246H62ZM75 245H76V248H78V249H76V250H74V248H72V247H75ZM82 245V246H81ZM87 245V246H86ZM89 245V246H88ZM125 245H128V244H125ZM124 245V246H125ZM61 246H59V247H61ZM62 246V247H63ZM67 246H68V248H67ZM81 246V247H80ZM104 248H103V247ZM118 243L116 244V246H113V248L114 249H117L118 247ZM121 246V245H120ZM13 247V248H12ZM29 247H30V249H29ZM85 247H86V250H85ZM91 247V248H90ZM117 247V248H116ZM123 247V246H122ZM126 247V246H125ZM165 247V248H164ZM4 248V247H3ZM16 249V250H20V249ZM36 248V247H35ZM51 249H48V251H50V253H51V250H52V248H53V250L52 251H55L54 249H56V248H54L53 246H51L50 247ZM83 248V249H82ZM2 249V248H1ZM5 249V250H6ZM9 249V248H8ZM11 249H9L10 251H11V253L13 252ZM23 249H25V248H23ZM63 250L62 248H60L59 250L60 251H66L67 252V250ZM68 249V252H67V255H68V258H73V256H72V251H70ZM88 249H92V251L91 250H88ZM103 249V250H102ZM114 249H112V248H109V250L108 251H110L111 252V250H114ZM123 249V248H122ZM169 249V250H168ZM26 250V249H25ZM26 250V251H27ZM34 251V252H32V254H31V251ZM44 250H46V249H44ZM101 250L103 251V254H102V252H101ZM108 251H106L105 252V255L106 254H109L110 252H108ZM161 251H163V252H161ZM35 252H37L36 254L38 255V256H34V255H36V254H34ZM44 252H47V250L46 251H44ZM58 252V251H57ZM108 252V253H107ZM167 252V253H166ZM8 253V251H5V254H7ZM16 253H13V256L16 254ZM25 253H23V259H21V257H20V259L21 260H23V261H27V260H29V258L27 259V260H24V259H26V257H28V256H24V254ZM55 253H56V251H55ZM60 253V252H59ZM81 253V252H80ZM167 254V256H165L164 254ZM169 253V254H168ZM54 253H52L51 254V256L53 255ZM62 254V252L60 253V254H55L56 256L58 255V257H55V258H58L59 259V257L61 256V257H63V258H67L66 256V254H65V252L63 253V255L65 254L66 256H62L61 255ZM71 254V255H70ZM161 254V255H160ZM21 254H17V256H15V257H17V258H15V257H12L13 259L15 258L16 260H20V259H18L19 257L18 256H20ZM43 255V256H42ZM44 255H46L47 256V258L44 256ZM54 255V256H55ZM80 255V254H79ZM96 255H90L89 254V256L91 257V256H96ZM168 255H170V256H168ZM5 256V255H4ZM11 256H12V254H11ZM10 256V257H11ZM50 256V257H51ZM54 256H52L53 258H54ZM70 256V257H69ZM81 256H79V257H81ZM99 256V255H98ZM98 256H96V257H98ZM165 256V257H164ZM1 257V256H0ZM25 257V258H24ZM40 257L38 258V259H40ZM49 257V258H50ZM84 257V258H83ZM90 257H86V259H88V258H90ZM100 257V256H99ZM224 257H225V259H224ZM2 258H3V256H2ZM31 258V259H32ZM37 258H35V260H38ZM43 258V259H44ZM54 258V259H55ZM62 258V259H63ZM67 258V259H68ZM73 258V260H75ZM162 258V259H161ZM221 258H223V260H220ZM226 258H228V261H227V259ZM12 259V260H13ZM31 259L29 260L30 262H31ZM34 259V258H33ZM78 259H80L78 262H80L81 261V258H78ZM193 259V260H192ZM10 260H11V258H10ZM64 260H66V259H64ZM69 261L70 260H72V259H68ZM154 260V259H153ZM232 260H234L233 262H232ZM1 261V260H0ZM3 261V260H2ZM67 261V260H66ZM193 261H195V262H193ZM12 262V261H11ZM33 262V261H32ZM75 262V261H74ZM154 262V263H155ZM191 262V263H190ZM218 262H220V263H218ZM224 262V263H223ZM13 263H14V261H13ZM236 263V264H237ZM156 264V263H155ZM158 264V263H157ZM234 264V263H233Z\"/></svg>",
	"mask_w": 264,
	"mask_h": 264
}]
</instances>
